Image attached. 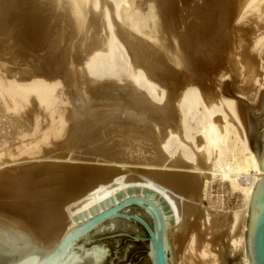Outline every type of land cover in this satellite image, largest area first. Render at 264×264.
I'll return each mask as SVG.
<instances>
[{"label": "bare ground", "instance_id": "6f19581e", "mask_svg": "<svg viewBox=\"0 0 264 264\" xmlns=\"http://www.w3.org/2000/svg\"><path fill=\"white\" fill-rule=\"evenodd\" d=\"M24 1V0H23ZM21 0H0V13H4L2 15V17L7 16L9 18H6L4 17V21H6L5 23H3L1 20H0V33H3L2 31L4 29H7L5 28L6 26H8V28L10 29V31H12V37L14 38V33H19L21 34L22 36L23 35H26V32L27 31V18L30 17V11H32L31 8L33 7H36L37 9L39 8L38 6H42V4L36 5V0H27V2H23ZM48 2H50L49 0H47ZM57 1V0H56ZM57 1V3H64V1ZM67 1V0H66ZM65 1V2H66ZM141 2V0H139ZM161 2V4H159V6H163L162 9L163 10H160L161 13H163V11L165 10L166 11V8H167V12H168V8H169V3L171 0H148L147 2L152 6L153 4L151 3H154V2ZM176 1V0H175ZM193 1V0H192ZM195 1V0H194ZM199 1V0H198ZM197 1V2H198ZM201 1V0H200ZM199 1V2H200ZM213 1V0H212ZM221 1V0H220ZM263 0H231L229 2V4L232 5V13H234V20L232 22V27L237 25V27H243V26H247L249 24H252L254 26V22L257 23L256 21L260 20L258 17L261 16L260 14H262V7L260 5V2L262 3ZM38 2V1H37ZM42 2V1H41ZM39 2V3H41ZM45 3V0L43 1ZM46 2L44 5L48 6ZM53 1H51L49 4H51ZM112 4L111 3H107L106 5H104L103 10L100 12L101 15L103 14V17L105 19L104 22H106L105 24V27H107L108 30H105L107 31V35L106 37L104 35H102V37L104 36L105 38L103 40H98L95 39L97 38L98 34H96L97 37H93V39L95 40L96 44L94 46V40H92L91 38V42L92 44H90L92 47H91V52L88 56V58L83 61L82 64H79L80 68H77V69H80L78 71V73L80 72V78L81 79H84L86 81L90 80V81H102L100 83H104L103 85H109L111 84V79L112 80H117L118 82H122V78L125 77L128 79V83H130V85L137 89L140 90V93L138 92V96L136 97L135 95H131L132 98L135 97L136 101L135 102L136 104L138 103L140 106L142 105V108L144 107L143 103L145 102H148V104L150 105V107L155 110L154 113L156 111L158 112H161V111H164L166 110V108H158L155 104L151 103L150 101H154L155 103H158V104H162V102L166 99V90L164 88L165 84L163 83V80L164 82H166L167 80H165L166 78H163L162 81H160L159 77L155 78L154 75H157L159 72V68H162L163 65L162 63L160 62L161 59H164V58H161V59H158V63L161 64L160 67L159 65H157L156 68L157 71H156V74H152L150 71L153 70V67L152 69H148V62L150 60H147L148 62L146 63V61H142L143 58H145V56L147 57V55H144V57L141 59V58H138V49H137V45L135 48L134 47H131V42H133V39L132 41L129 43L127 42V37H128V34L130 33H127L125 36H124V41L127 43L129 49H130V52L131 54L134 55V57L138 60V64L137 65H132L131 63V60H130V56H129V53L126 51V48H124L123 44H121L122 42L119 41V37L116 36V33H115V30H114V26L112 24V21L111 19L113 17H111L112 15L110 13V11H114V14L115 16L119 19H122L121 16L124 15L126 18H127V21L129 26H133V27H137L136 24V21L138 16L139 15H134V6L135 4H141L142 2H144L145 4V1H142L141 3H136L135 0H111ZM146 2V5H148ZM172 2H174V0H172ZM185 2V0H184ZM195 1V3H197ZM198 2V3H199ZM206 2V1H205ZM224 2V1H223ZM222 2V3H223ZM227 2V1H226ZM225 2V3H226ZM56 3V2H55ZM55 3H53L55 5ZM56 3V4H57ZM175 3V2H174ZM180 3V2H179ZM190 3V2H189ZM192 3V2H191ZM198 3L195 5V7L197 8ZM203 6L201 8H205V9H221V4L219 2V0H215L213 2H209V4H205L204 3V0L202 2ZM53 4H51L50 6L51 7H46L48 8V11L52 12L51 10H55L53 9ZM143 4V3H142ZM141 4V5H142ZM188 4V3H187ZM63 5V4H61ZM65 5V3H64ZM64 5L62 6L64 8ZM66 12L63 13V10L65 11V9L62 8V14L63 15H59L58 17H62L60 18L61 20L64 18V26H62V28L64 27L65 28V23L67 25V28L69 30V35L67 34L68 31H66L67 33V36H73L75 35V31H76V22L75 20L77 19V17H81L83 16V13H87L89 12V9L91 10V8L95 11V9L97 10L98 8L100 9V5L98 6V1L97 0H69V2L66 4ZM155 5V4H154ZM158 5V4H157ZM178 5V4H177ZM264 5V4H263ZM57 6H60L57 4ZM176 6V5H175ZM185 6V5H184ZM191 6V5H190ZM223 6V5H222ZM137 6H135L136 8ZM145 7V6H144ZM148 6H146L147 8ZM153 7V6H152ZM156 7V5H155ZM155 7H153V10L155 11ZM194 7V6H192ZM189 8L191 9V11L194 10V8ZM225 7H226V4H225ZM43 8V7H42ZM50 8V9H49ZM55 8V6H54ZM58 8H61L60 7H57ZM140 9V7H138ZM142 9H144L142 6H141ZM172 8V7H171ZM176 8V7H175ZM186 8V7H185ZM200 9V6L198 7ZM197 8V9H198ZM224 8V7H222ZM45 9V7H44ZM88 10L87 12L83 10ZM137 9V8H136ZM149 9V8H148ZM147 9V10H148ZM160 9V8H159ZM174 9V8H172ZM172 9H169L173 12ZM193 9V10H192ZM196 9V11H197ZM198 9V10H199ZM205 9H200V10H204ZM36 10V9H35ZM34 10V11H35ZM39 10V9H38ZM92 10V11H93ZM141 10V9H140ZM150 10V9H149ZM158 10V9H157ZM182 10L183 12V8L180 9ZM199 10V11H200ZM224 10V9H222ZM221 10V11H222ZM227 10V9H226ZM28 11H29V14H28ZM44 11V10H43ZM46 14H48L47 10H45ZM58 11L59 13V9L56 10V12ZM186 11V10H184ZM198 11V12H199ZM218 11V10H217ZM229 11V10H228ZM38 12V11H37ZM42 12V11H40ZM49 12V14H50ZM55 12V11H54ZM53 12V13H54ZM99 12V11H98ZM151 12V10L149 11ZM153 12V11H152ZM159 12V11H158ZM170 12V11H169ZM175 12V11H174ZM173 12V13H174ZM195 13V10L193 11ZM192 12V13H193ZM201 12V11H200ZM33 14H35L34 12H32ZM44 13V14H45ZM84 13V14H85ZM96 15L99 14L97 12H95ZM157 13V12H156ZM160 13V12H159ZM166 13V12H165ZM181 13V11H180ZM189 13V11L187 12ZM203 13V12H202ZM220 13V11H219ZM222 13V12H221ZM219 14L220 15V19H221V15L222 14ZM227 13L226 11L224 12V14ZM28 14V15H27ZM32 14V15H33ZM38 14V13H37ZM57 14V13H55ZM55 14L54 15V18H58L57 16L55 17ZM89 14V13H87ZM113 14V13H112ZM152 14V13H151ZM186 14V13H185ZM263 14H264V9H263ZM40 15V13H39ZM51 15H45V17H49L51 18ZM111 15V16H110ZM146 15V14H145ZM161 15V14H160ZM159 15V17H160ZM163 15V14H162ZM166 15V14H164ZM163 15V16H164ZM169 16L171 15L170 13L168 14ZM168 15H166V18L168 17ZM173 15V14H172ZM197 15V13H196ZM201 15V14H200ZM210 15V14H209ZM214 15V14H213ZM226 15V14H225ZM26 16H29L26 18ZM43 16V13L42 15ZM89 15H87L88 17ZM91 16V15H90ZM98 16V15H97ZM151 16H155V15H151ZM150 16V17H151ZM183 16V15H182ZM188 16V14H187ZM190 16V15H189ZM195 16V15H194ZM206 14L203 13L201 16V23L199 22L200 20H198V22L201 24H199L200 26V31H202L201 29H204L205 28V20H206V24H207V21L209 20L208 16V20L207 18L205 17ZM33 17V16H32ZM36 17V15H35ZM85 17V15H84ZM86 17V18H87ZM92 17V16H91ZM94 17V16H93ZM96 17V16H95ZM111 17V18H110ZM116 17H115V20H116ZM181 17V15H180ZM184 17V16H183ZM224 17V19L226 18L224 15L222 16V18ZM263 17V15L261 16V18ZM1 18V17H0ZM39 18V17H38ZM43 18V17H42ZM49 18V20L51 21V19ZM102 18V16H101ZM141 18V17H140ZM148 18V17H147ZM164 18V17H163ZM165 18V20H166ZM171 18V17H170ZM176 18V16H175ZM186 18V17H185ZM190 18V17H189ZM198 18V17H197ZM206 18V19H205ZM258 18V20L256 19ZM31 19V17H30ZM34 19V18H33ZM58 18V20H60ZM169 19V18H168ZM221 21L220 23V26L217 24V26H219V31L220 32L219 34H222V30H224V25H225V21ZM43 20H46L47 19H43ZM55 20V19H54ZM91 20V21H90ZM94 20V19H93ZM92 18L89 19L90 22L93 21ZM100 20V19H98ZM114 20V21H115ZM126 20V19H125ZM124 20V21H125ZM140 20V19H139ZM157 20V19H156ZM160 20V19H159ZM157 20V21H159ZM164 20V19H163ZM164 20V21H165ZM170 20V19H169ZM183 20V19H181ZM211 20V18H210ZM226 20V19H225ZM263 20H264V17H263ZM35 21V20H34ZM49 21V22H50ZM53 21V20H52ZM57 20H55L56 22ZM79 21V20H78ZM84 21H86L84 19ZM87 20L86 23L89 22ZM97 21V19H96ZM101 21V20H100ZM117 21V20H116ZM161 21V20H160ZM168 22V20H166ZM163 22V23H166ZM187 21V19H186ZM196 21V20H195ZM262 21V20H261ZM32 22V21H30ZM48 22V21H47ZM59 24H61V22L57 21ZM56 22V24H57ZM63 22V21H62ZM82 22V20L80 21ZM98 22V21H97ZM118 22V21H117ZM123 22V21H122ZM142 21H140L138 27L140 28L141 30V27L142 26H145L146 23L143 22L141 24ZM153 22V21H152ZM170 22V21H169ZM176 22V21H175ZM4 24V25H1ZM51 23V22H50ZM53 23V22H52ZM85 23V24H86ZM119 23V22H118ZM125 23V22H124ZM149 23V22H148ZM151 23V21H150ZM154 23V22H153ZM156 23V22H155ZM210 24V21L208 22ZM233 23H235V25H233ZM30 24V23H29ZM38 24V28H39V24L40 23H37ZM43 24V23H42ZM40 24V25H42ZM47 24V23H46ZM58 24V26H59ZM84 24V25H85ZM94 24V23H93ZM122 24V23H121ZM121 24H119V27H121ZM169 24V23H168ZM167 24V26H168ZM180 24V23H179ZM191 24V23H190ZM194 24L196 23H193L191 26H194ZM260 26L262 25V29L263 28V24H264V21H262L261 23L259 22ZM259 24L257 23V29L259 27ZM34 25V24H33ZM48 25V24H47ZM53 24L51 25H48V26H52ZM55 25V24H54ZM53 25V26H54ZM63 25V23H62ZM88 25L89 27V23L86 24ZM98 25V24H97ZM118 25V24H117ZM136 25V26H135ZM141 25V27H140ZM153 25V24H152ZM156 25V24H155ZM159 25V24H158ZM161 25V24H160ZM170 25V24H169ZM181 25V24H180ZM183 25V24H182ZM230 25V24H229ZM4 26V29H2ZM29 26V25H28ZM37 26V25H36ZM47 26V28H48ZM58 26H55V29L54 28H51L49 27L50 29H53V30H57V33L58 31L60 32V29ZM94 26V25H92ZM91 26V27H92ZM101 26V25H100ZM125 26V24H124ZM148 26H150V24H148ZM196 26V25H195ZM198 26V27H199ZM216 26V28H217ZM226 26V25H225ZM231 26V25H230ZM251 27V25H249ZM252 26V28H253ZM31 27H33L31 25ZM56 27L59 29H56ZM90 27V29H91ZM104 27V26H102ZM118 27V29H119ZM127 27V26H126ZM129 27V28H131ZM150 27H154V26H150ZM166 26H164L165 28ZM178 27V26H177ZM185 27V25H184ZM188 27V26H187ZM197 27V26H196ZM209 28V26H207ZM212 27V26H211ZM248 27V26H247ZM37 28V30H38ZM46 28V29H47ZM63 28V29H64ZM65 28V29H67ZM78 28V26H77ZM87 28V27H86ZM95 28V27H94ZM145 28H149V27H145ZM144 28V29H145ZM168 28V27H167ZM166 28V29H167ZM183 28V27H182ZM189 28V27H188ZM188 28H185L183 29L184 31L187 30ZM215 28V27H213ZM229 28V27H228ZM235 28V27H234ZM251 28V29H252ZM31 29V28H29ZM35 29V28H34ZM41 29V32H42V36H43V30L42 28L40 27ZM39 29V30H40ZM44 29V28H43ZM157 29V28H156ZM161 29V27L159 28ZM163 29V28H162ZM175 29V28H174ZM193 29V28H192ZM190 29V30H192ZM196 29V28H195ZM198 29V28H197ZM210 29V28H209ZM238 29V28H236ZM234 29V30H236ZM244 29V28H243ZM242 29V30H243ZM250 29V28H249ZM255 29V28H254ZM261 29V30H262ZM33 30V29H32ZM30 31V32H33V31ZM52 30V31H53ZM84 30H85V27H84ZM125 30V29H123ZM122 30V31H123ZM138 30V29H137ZM143 30V28H142ZM147 30V29H146ZM168 30V29H167ZM179 30V29H178ZM189 30V31H190ZM194 30V29H193ZM233 30V31H234ZM248 30V29H247ZM260 30V31H261ZM52 31H48L51 32V34L53 35ZM62 32H64V30H61ZM88 31V29H87ZM90 31V30H89ZM98 31V30H97ZM126 31V30H125ZM197 31V30H195ZM204 31L206 30H203L202 31V34L204 33ZM215 31V29H214ZM256 31H259V30H256ZM255 31V32H256ZM36 32V31H35ZM34 32V33H35ZM44 32H45V29H44ZM56 32V31H55ZM84 32V31H83ZM100 32V31H99ZM127 32V31H126ZM140 32V31H139ZM138 32V33H139ZM153 32V31H152ZM161 32V30H160ZM180 32V31H179ZM192 32V31H191ZM217 32V31H216ZM222 32V33H221ZM236 32V31H235ZM245 32V31H244ZM251 32V31H250ZM262 32V33H261ZM259 32L260 34H256V36L254 35L252 37V44H250L252 46V52L254 55L256 54L259 58L258 60V65L260 66L259 67V76H255L256 72H255V69H254V84L253 86H256L257 88H261L263 86V74H262V71H263V57H264V32L263 30ZM9 33V32H8ZM65 33V32H64ZM89 33V32H88ZM137 33V32H136ZM155 33V32H154ZM175 33V32H174ZM194 33V31L192 32ZM197 33V32H196ZM215 33V32H214ZM237 33V32H236ZM4 34H1L3 35L2 38L4 37ZM10 34V33H9ZM50 34V35H51ZM118 34V33H117ZM134 34V33H133ZM132 34V35H133ZM142 34V33H141ZM177 34V33H176ZM184 34V32L182 33ZM189 34V33H188ZM218 34V35H219ZM227 35V32L225 33ZM0 35V37H1ZM41 35V34H40ZM47 30H46V37H45V34L43 37L47 38ZM50 35L48 37V39H50ZM57 36H59L60 34H56ZM54 34V36H56ZM63 36V34H61ZM122 35V34H121ZM131 33L129 34L130 38H131ZM154 35V34H152ZM187 34H184V36L186 37ZM194 35H196L194 33ZM200 35V34H199ZM231 35V34H230ZM33 36V35H32ZM54 36H51L52 38ZM56 36V37H57ZM80 36V35H79ZM90 37L92 35H89ZM119 36V34H118ZM136 36V35H135ZM151 36V35H150ZM175 36V35H174ZM183 35L181 36L182 38L184 37ZM222 37V35H220ZM236 36V35H235ZM9 37L6 36V38ZM12 37H10V39H13ZM19 39V35L17 36ZM25 38V36H23ZM36 37V36H35ZM42 37V38H43ZM55 39H57V43H59L58 41V38L57 37ZM61 37V36H60ZM65 37V36H64ZM71 37H69L68 41H65V42H68V44L71 43L70 40H73V39H70ZM76 37V36H75ZM87 37V36H86ZM123 37V36H122ZM133 37V36H132ZM138 37V34L136 36V38ZM145 37L146 36V33H145ZM161 37V35H160ZM165 37V35H164ZM214 37V36H213ZM217 37V36H216ZM2 38H0V43L2 42ZM5 38V37H4ZM22 38V37H21ZM41 38V39H42ZM135 38V37H134ZM141 38V39H140ZM138 39L140 40H143L142 41V44L139 45V47H141V45H143L145 39H143L142 37H140ZM171 38V37H170ZM173 38V37H172ZM196 38V37H195ZM220 38V37H219ZM224 38V37H223ZM232 38V37H231ZM235 38H238L235 37ZM2 39V40H1ZM36 39V38H35ZM41 39L39 41H41ZM44 39V38H43ZM47 39V40H48ZM54 39V40H55ZM85 39V38H84ZM122 39V40H123ZM162 39V38H160ZM174 39V38H173ZM185 39V38H184ZM187 39H188V36H187ZM198 39V38H197ZM206 39V38H205ZM218 39V38H217ZM228 39V37L226 38ZM247 39V38H246ZM9 40V38H8ZM24 41H28V40H25L23 39ZM22 40V41H23ZM66 40V39H65ZM88 40V39H87ZM135 40V39H134ZM137 40V39H136ZM172 40V39H171ZM186 40V39H185ZM248 40V39H247ZM11 41V40H10ZM9 41V43H10ZM13 41H17L16 40V37H15V40L13 39L11 42L13 43ZM21 41V40H20ZM23 41V42H24ZM47 43L48 45L51 44V43H48V41L52 42V44L55 41H52L51 40H48L47 42H45V40H42L41 43ZM85 41V40H84ZM129 41V40H128ZM138 41V40H137ZM136 41V43H137ZM162 41V40H161ZM198 41V40H196ZM208 41V40H207ZM210 41V39H209ZM223 41V40H222ZM225 41V39H224ZM231 41V40H230ZM64 42V43H65ZM70 42V43H69ZM90 42V43H91ZM124 42V43H125ZM135 42V41H134ZM133 42V43H134ZM172 42V41H171ZM194 42V41H193ZM192 42V43H193ZM200 42V41H199ZM215 42V41H214ZM245 42V41H243ZM247 42V41H246ZM245 42V43H246ZM250 42V41H249ZM7 43V41H6ZM20 43V42H19ZM26 43V42H25ZM43 43V44H44ZM86 43V42H85ZM98 43V44H97ZM101 45H100V44ZM141 43V42H140ZM149 43V42H147ZM147 43L144 47V45L142 46V48L144 47V50L147 48H149L147 46ZM166 43V42H165ZM178 43V42H177ZM216 44L218 43V40L217 42H215ZM219 43H221V41H219ZM218 43V44H219ZM224 43V42H223ZM222 43V44H223ZM226 43V41H225ZM248 43V42H247ZM3 44V43H2ZM11 44V43H10ZM29 44V43H28ZM41 44V46L43 45ZM46 44V45H47ZM51 44V45H52ZM60 44V43H59ZM67 46L68 44L65 43ZM88 44V43H87ZM145 44V43H144ZM183 44V42H182ZM190 44V43H188ZM194 44V43H193ZM214 44V43H212ZM215 44V45H216ZM240 44V42H239ZM244 44V43H243ZM4 45V44H3ZM8 44H6L7 46ZM15 45L16 42H15ZM19 45V44H18ZM27 45V44H26ZM32 45V44H31ZM31 45H28V46H31ZM40 45V44H39ZM44 45V46H46ZM47 45V46H48ZM55 45V44H54ZM89 45V44H88ZM96 45H100V46H97L98 48H96ZM135 45V44H134ZM177 45V44H176ZM196 45V44H195ZM201 45V44H200ZM211 45V44H210ZM230 45H232L230 43ZM5 46V45H4ZM24 46V45H23ZM43 46V47H44ZM57 46H59L57 44ZM86 46V45H85ZM133 46V45H132ZM169 46V45H168ZM180 46V45H179ZM190 46V45H189ZM225 46V45H223ZM236 46V44H235ZM234 46V47H235ZM241 46V45H240ZM250 46V47H251ZM15 47V46H14ZM21 47H22V44H21ZM37 47V46H36ZM102 47V48H101ZM138 47V48H139ZM164 47V46H163ZM207 47V46H206ZM211 47H214V50L218 47V49H220L219 46H211ZM216 47V48H215ZM237 47V46H236ZM235 47V48H236ZM2 48V47H1ZM9 48V46H8ZM12 47H10L11 49ZM25 48V50H24ZM32 48V47H30ZM34 48V47H33ZM32 48V49H33ZM40 48V47H38ZM45 48V47H44ZM46 48H49V47H46ZM45 48V49H46ZM55 48V47H54ZM58 47H56L55 49H57ZM60 48H65V50L67 49L64 45L60 46ZM59 48V50H61ZM90 48V47H89ZM135 51H134V49ZM168 48V47H167ZM170 48V47H169ZM182 48V47H181ZM198 48V47H197ZM197 48H194L193 51L196 49L198 50ZM222 48V47H221ZM243 48V47H241ZM5 49L7 50V48L5 47ZM20 46H19V49H17V47H15V50H18V53L17 52H14L15 54L17 53L18 56H21L19 55V50H20ZM26 49H28L27 47H22L21 51L22 54L26 53ZM36 49V48H35ZM201 49V48H200ZM204 49V48H203ZM206 49V48H205ZM211 49V48H210ZM213 49V48H212ZM211 49V50H212ZM239 49V48H238ZM251 49V48H250ZM4 50V51H6ZM25 51L23 53V51ZM65 50H62L60 52H58L57 54H59L60 56H63V53L61 52H64L65 54ZM140 50V48H139ZM143 50V51H144ZM151 50V49H150ZM167 50V49H166ZM170 50V49H169ZM168 50V51H169ZM181 51V49H179ZM183 50V49H182ZM221 50V49H220ZM223 50V48H222ZM227 50V49H225ZM244 50V49H243ZM29 51V49H28ZM32 52V50H30ZM34 51V50H33ZM44 51V49H43ZM142 51V49L140 50ZM139 51V52H140ZM203 51V50H202ZM218 52V50H216ZM228 51V50H227ZM237 52V50H235ZM240 51V50H239ZM10 52V50H9ZM30 54H33L31 53ZM51 52V51H50ZM56 52V51H55ZM146 52V50H145ZM149 52V50H148ZM148 52L146 54H148ZM216 52V53H217ZM221 52V51H220ZM3 53V52H2ZM11 53V52H10ZM45 55H47V51L45 50ZM47 53V54H46ZM67 53V52H66ZM142 54V52H140ZM154 53H155V50H154ZM154 53L151 54V56L153 55L154 56ZM172 53L169 51V54ZM182 53V52H181ZM180 53V54H181ZM195 53V52H194ZM215 52H213V55H214ZM225 53V52H224ZM29 54V55H30ZM36 54V53H34ZM38 54V53H37ZM56 54V53H54ZM62 54V55H61ZM140 54V55H141ZM156 54V53H155ZM166 54V53H165ZM175 54V53H174ZM182 54H189L188 53V50H185L184 48V53ZM182 54L180 56H182ZM191 54V52H190ZM190 54H189V57H190ZM203 54V53H202ZM207 54V53H205ZM211 54V53H210ZM218 54V53H217ZM222 54V53H221ZM235 54V57L236 59L234 60L236 62V65L241 67L243 66V54L240 52L239 53H233V56ZM1 55V53H0ZM7 56V53L5 54ZM3 55V56H5ZM9 55H12V54H8ZM14 55V54H13ZM13 55L12 56H9L8 58L12 57L13 59ZM43 55V54H42ZM42 56L43 58L45 57ZM67 55V54H66ZM65 55V56H66ZM143 55V54H142ZM141 55V56H142ZM178 55V54H177ZM220 55V54H219ZM2 56V55H1ZM0 56V58H1ZM15 56V55H14ZM23 56V55H22ZM25 56V55H24ZM31 56V55H30ZM30 56L28 58H30ZM33 56V55H32ZM31 56V58H32ZM41 56V54H40ZM51 56V55H50ZM56 56V55H55ZM55 56H51L50 59L52 58H55ZM58 56V57H60ZM64 56V60L66 59ZM152 56V57H153ZM159 56V55H158ZM171 56H173V54H171ZM176 56V55H175ZM174 56V57H175ZM188 56V55H187ZM263 56V57H262ZM33 57L36 58V56L34 55ZM67 57V56H66ZM149 57V56H148ZM155 57V56H154ZM163 57V55H162ZM186 57V56H185ZM188 57V58H189ZM206 57V56H205ZM209 57V56H208ZM246 57V56H245ZM21 57L20 60H24L25 58ZM27 56H26V59H28ZM33 58L34 60L32 61H35L36 59ZM39 58V57H38ZM37 58V59H38ZM63 60V57H60L59 59ZM68 58V57H67ZM167 58H168V55H167ZM187 58V60H189ZM257 57H250V59L252 60H256ZM7 59L6 58H3V60L5 61ZM11 59V60H12ZM25 59V60H26ZM47 59V58H46ZM58 59V60H59ZM69 59V58H68ZM146 59V58H145ZM148 59V58H147ZM151 59V58H149ZM166 59V58H165ZM185 59V58H184ZM229 59V58H228ZM231 59V58H230ZM245 59V58H244ZM247 59V58H246ZM1 60V59H0ZM11 60H7V61H10L9 64H11ZM14 60H17L16 57ZM31 60L29 59L30 61V66L32 65V67L28 66L26 67V65L28 64V61H27V64L24 65V63H22L25 68H32L31 70L28 71L25 70L24 66H23V69L24 71H26L25 73H23V69H19L17 68V66L15 67V70H20V72L22 71V73L19 75L18 74H15L13 73L15 70L11 69V70H8L6 71L5 68H7L5 66V70L1 69V64H0V170L1 169H4V168H7V167H11V166H15V165H19V164H26V163H32V162H47V163H61V164H80V165H95V166H106V167H115V168H120L124 173L121 174V175H116L113 177L112 181L107 183V184H98L96 185L91 191H89L88 193L80 196L79 198L69 202V204H66L64 206H69L68 208H62L66 218H67V224L65 225V228H64V231L59 235V237L57 238L56 240V244L61 240V238L66 235V233L78 226L80 223H82L83 221H86V218H82V220H77L75 221L74 218L75 217H78V215H82L83 213H86L87 214V218H89V215H88V212L92 218V212L90 213V211H93L94 208L96 207L98 212H102V207H101V204L104 203L106 200H108L110 197H113L115 199V194L119 193L120 191H123L125 196L128 197V193H127V188H133V187H139V192H138V196L139 197H142L143 196V193H142V190L144 188H148V189H151L152 191H155L156 193H158V196L157 198H155L153 201L151 199V197L149 198L150 201H152L155 205H157L159 207V209L161 210V213H162V218H163V221H164V232H165V235H166V239H167V243H168V247H169V251H170V258H171V264H218L217 262H219V260L217 261V258L218 256H216L217 258H212V256L208 255V252L202 248L199 247V244H198V241H197V238H196V234L193 233V230H192V225H190L187 221L189 218L193 217L194 218L198 215L197 212L199 214H202V218L204 220V223L198 221V223H202L204 224V227H205V231L207 232L208 230L213 232V235L216 237L219 236L218 234H222L224 236V238H227V240L229 242L227 243H231V248L234 250L235 252V249H237V246H239V244H243L244 243V229H245V220H246V217H247V213H248V207H249V202H250V197H251V193H252V190L254 188V185L256 183V180L257 178H262L264 179V174H258V158L255 157V155L252 153V151L250 150L249 146H248V142H247V138H246V135L244 133V128H243V125L241 123V120L239 118V115H238V111H237V105H236V102L235 100L231 99V98H226L224 96H222L221 94H217V97L215 98L216 96V93H215V96L213 98L215 99H209L206 97V93L209 91L210 88L208 87H205V85H198L197 82L194 80H190L188 79V83L182 88L180 94L177 96V98L175 99V108L178 112V115H179V126H180V130H182V133L179 132L182 134H180V137L183 136L185 141H188L190 142L192 145L196 146L197 145V148L199 147L198 143L196 144V141L193 139L192 137V131H196V132H199L201 133V138L200 139V143H202L203 145V150H204V153H198L203 154V156L201 157L202 158V162H204V158L205 159H210L212 158L211 160H213V167L214 169L212 168V170H209V167L208 169H206L205 167V163H202L198 158L197 159L200 161V166H198L199 168L197 167H194V163L193 166L191 164H189L190 162H194L195 161V155L193 154L194 151L192 152L191 151V148L193 149V147L190 148V145H187V144H184L186 142H182L183 139L179 140L178 136H176L173 131L172 133L168 134L164 140H161L163 142H161V147H159L157 144H155L156 146V151H155V156L156 157V160L154 161H151V162H148L147 161V158L145 157V162L147 161V163H143V161H139V162H135L133 160V156L134 154L138 153L140 154L142 152L141 149H144V152L146 153L148 149V143H146L145 141H142L145 140V138H143V133L144 131H146V129H148L147 127V124L145 128L144 126V130L142 129L143 133H141L142 131L136 133V136L138 139H140L142 142H145V143H142V144H145L144 146H142V144L139 143V140L137 139L136 140V137L134 136H131L133 138H135L136 141H138L139 145H141L142 147H139L141 149L138 148V143L136 144V148H138L141 152H132V151H136V149H134L133 147V143L132 141L130 143H126L125 144V140L122 138H120V136H118V133L115 134L117 135V137L120 138V140H123L124 144L126 145L125 149L130 148V147H133V148H130L131 149V152L134 153V154H130V151H126L124 148L121 149L122 152H119L120 154H125L127 156L129 155H133L132 157L129 156V159L127 160V156L124 157L123 154H122V158H125L124 160L123 159H118L117 157H121L120 154L119 156L116 155L117 152L115 151L114 148H120L122 147L123 145L121 143L123 142H119L118 145H121V146H116V147H113V151H115L113 153V151L111 152L110 150H107L108 148H105V146H103V143H102V140L103 139H106L105 137L108 136L106 140L104 141H107L108 142L111 140V139H115L114 135H113V138H111L112 136H110L107 131V135L104 136L101 132H100V129L102 130V128H100V126L98 127L95 123L97 121H95L94 125H96L97 129L99 130L100 134L104 136V138H99L100 134L98 135L95 131V126H90L88 128V121L90 120L89 118H80V116L82 115V113H84L86 111V109L88 108L89 104L87 105V108L86 105L85 106H82L84 108H82V110L84 109V112L81 113V115L79 116V118L82 120V119H85L83 120V122H80V120L74 125V121L73 123L71 122L73 118V116L69 117V112H71V110L74 111V107L78 105H82V99L80 97H78L79 95H75L72 94L74 91L71 90L73 88H70L71 87V84H70V79H71V74L68 67L67 66V69L66 70V65L64 66V62L60 63V65H58V61H55L57 59H53L55 61V63L53 62V66H50V65H40V64H37L36 61L35 63H32ZM42 60V58L40 59ZM37 61L38 63L40 62ZM48 60V59H47ZM46 60V64H50L49 61ZM133 60V59H132ZM151 60H154L153 58ZM249 60V59H248ZM247 60V61H248ZM3 61V62H4ZM13 61V60H12ZM45 61V59H44ZM60 61V60H59ZM67 61V59H66ZM65 61V62H66ZM157 61V60H156ZM165 61V60H164ZM162 60V62H164ZM179 61V60H178ZM203 61V60H202ZM2 62V61H1ZM0 62V63H1ZM6 62V61H5ZM15 62V61H14ZM20 62V61H19ZM24 62V61H23ZM43 62V60L41 61ZM57 62V64H56ZM74 62V61H73ZM155 62V60H154ZM153 62V63H154ZM175 62V61H174ZM223 62V61H222ZM230 62V61H229ZM246 62V60L244 61ZM254 62V61H253ZM8 63V62H7ZM17 63V62H16ZM45 63V62H44ZM135 63V61H134ZM133 63V64H134ZM167 63V62H166ZM176 63H177V60H176ZM224 63V62H223ZM231 63V62H230ZM19 63V65H22ZM56 64V65H55ZM67 64V62H66ZM156 64V63H155ZM168 64V63H167ZM179 64H182V63H179ZM178 64V65H179ZM190 64V63H189ZM16 65V64H15ZM18 65V63H17ZM29 65V64H28ZM69 65V64H67ZM149 65V64H148ZM229 65V64H228ZM232 65V63H231ZM248 65V64H247ZM250 65H253L251 60H250ZM12 66V65H11ZM13 66H14V63H13ZM12 66V68H13ZM55 66V68H53ZM165 66H168L166 64H164V69H165ZM191 66V65H189ZM222 66V65H221ZM254 66V65H253ZM9 67V66H8ZM150 67H151V64H150ZM149 67V68H150ZM178 67H181V66H178ZM223 67V66H222ZM225 67H227L225 65ZM235 67V66H234ZM244 67V66H243ZM243 67L241 68V70H243ZM256 67V66H255ZM258 67V66H257ZM20 68H22V66H20ZM188 68V66H187ZM224 68V67H223ZM228 68V67H227ZM252 68V67H251ZM10 69V68H9ZM171 69V68H170ZM173 69V68H172ZM186 69V68H185ZM234 69V68H233ZM237 69V68H236ZM163 70V68H162ZM166 70V69H165ZM169 70V69H167ZM166 70V72H167ZM174 70V69H173ZM172 70V72H173ZM187 70V69H186ZM221 69H219V72H220ZM227 70V69H226ZM225 70V71H226ZM229 70V69H228ZM240 70V69H239ZM247 70V69H246ZM8 71H13V72H8ZM154 71V70H153ZM182 71V70H181ZM193 71V70H192ZM201 71V70H200ZM223 71L222 69V73L225 72ZM251 71V69H250ZM16 72V71H15ZM19 72V71H18ZM155 72V71H154ZM158 72V73H157ZM163 72V71H162ZM160 71V73H162ZM179 72V71H178ZM189 72V71H188ZM187 72V73H188ZM227 72V71H226ZM241 72V71H240ZM243 72V71H242ZM249 72V71H248ZM253 72V71H251ZM222 73H219L220 75L219 78H222L225 74H222ZM229 73V72H228ZM167 74V73H166ZM165 73L163 75H166ZM174 74V72H173ZM172 74V75H173ZM182 74V72H181ZM218 74V73H217ZM241 74V73H240ZM239 74V75H240ZM247 74V73H246ZM160 76L162 74H159ZM176 75V74H175ZM191 75V74H190ZM230 75V74H228ZM257 75V74H256ZM78 76V75H77ZM167 76V75H166ZM184 77V75H182ZM206 77V75H204ZM217 76V77H218ZM212 77V76H211ZM214 77V76H213ZM216 77V78H217ZM226 77V75H225ZM74 78V76H73ZM79 78V77H78ZM161 78V77H160ZM171 77H169L170 79ZM196 78V76H195ZM76 78H74L75 80ZM126 79V80H127ZM173 79V78H172ZM181 79V78H180ZM187 79V78H186ZM199 79V78H198ZM203 79V78H202ZM200 79V80H202ZM213 79V78H211ZM215 79V78H214ZM213 79V80H214ZM224 79V78H223ZM79 79H77L78 81ZM176 80V79H175ZM183 80V79H182ZM218 80V78H217ZM220 80V79H219ZM218 80V81H219ZM65 82V86H66V89L63 85V83ZM80 81V80H79ZM107 81V83H105ZM115 81V82H117ZM184 81V80H183ZM187 81V80H186ZM198 81V80H197ZM216 81V80H214ZM247 81V80H246ZM75 82V81H74ZM240 82V81H239ZM245 82V81H244ZM249 82V81H248ZM72 83V82H71ZM89 83V82H88ZM87 83V84H88ZM91 83V82H90ZM94 83V82H93ZM113 83V82H112ZM123 83V82H122ZM217 83V81H216ZM243 83V82H242ZM76 84V83H75ZM75 84L73 85L74 87ZM85 84V83H84ZM83 84V85H84ZM99 84V83H98ZM215 84V83H214ZM221 84V82L219 83ZM86 85V84H85ZM91 85V84H90ZM97 84H95L96 86ZM114 83L111 84V86L114 87ZM118 85V84H117ZM116 85V86H117ZM121 85V84H120ZM68 86V87H67ZM95 86H92L91 85V89L94 88ZM115 86V87H116ZM127 86V85H126ZM122 87V86H121ZM132 87V88H133ZM166 87V86H165ZM77 88V87H76ZM79 88V87H78ZM97 88V87H96ZM104 88H107V90H110L109 88H112V87H104ZM120 88V87H119ZM119 88L115 89V88H112L113 91L114 89L115 90H118ZM256 88V90H258ZM69 89V90H68ZM123 89V88H121ZM128 89V88H127ZM135 89V90H137ZM167 89V87H166ZM171 89V88H170ZM177 89V88H176ZM179 89V87H178ZM177 89V90H178ZM76 90V89H75ZM80 90V89H79ZM78 90V91H79ZM95 90V89H94ZM100 90H101V87H100ZM98 90V91H100ZM126 89H124V96L126 93H128L129 89L127 90L128 92L125 91ZM137 90V91H139ZM141 90L143 91L141 93ZM201 90V91H199ZM216 90V89H215ZM73 91V92H72ZM136 91V93H137ZM168 91V90H167ZM68 92V94H67ZM82 92V91H81ZM93 92V90L91 91ZM97 92V91H96ZM111 92V90H110ZM119 92V90H118ZM120 92H123L122 90H120ZM119 92V93H120ZM135 92V91H134ZM203 92V96L201 95V93ZM258 92V91H257ZM80 94V92H78ZM130 93L133 94L132 91H130ZM210 93V92H209ZM238 93V92H237ZM69 94H70V97H69ZM93 94V93H92ZM97 94V93H96ZM112 94H116L117 93L113 92ZM121 94V93H120ZM129 94V93H128ZM128 94L126 99L128 100ZM208 94V93H207ZM211 94H213L211 92ZM81 95V94H80ZM115 95V96H116ZM123 95V94H122ZM205 95V96H204ZM210 95V94H209ZM214 95V94H213ZM213 95H210L211 98ZM95 96V94H94ZM112 96V95H111ZM148 96V98H147ZM208 96V95H207ZM244 96V95H243ZM82 97V96H81ZM209 97V96H208ZM70 98L71 100L73 99L74 104L73 107H69V105H71L70 103ZM117 96L114 97V99L116 100ZM131 98V97H130ZM146 98V99H145ZM244 98V97H243ZM88 99V98H86ZM106 99V98H105ZM103 99V100H105ZM114 99H112L114 101ZM145 99V100H143ZM150 99V101H149ZM168 99V98H167ZM84 100V99H83ZM92 100V98H91ZM107 100V99H106ZM105 100V101H106ZM119 100V99H118ZM134 100V99H133ZM89 100H87L88 102ZM94 101V100H93ZM98 101H101V100H97ZM110 101V100H109ZM117 101V100H116ZM130 101V99L128 100ZM135 101V100H134ZM132 101V103L134 102ZM84 102V101H83ZM92 102V101H89V103ZM97 102H92L94 104V106L96 105ZM145 102V103H146ZM174 102V101H173ZM91 103V104H92ZM101 102H99L100 104ZM108 103V102H107ZM115 103V102H114ZM122 103V101H121ZM128 103V102H127ZM130 103V102H129ZM130 103V105L132 104ZM133 103V104H135ZM166 103V102H165ZM86 104V102H85ZM98 104V103H97ZM113 104V103H112ZM118 104V102H117ZM138 104L136 106H138ZM71 105V106H72ZM84 105V103H83ZM101 105V104H100ZM106 105V104H104ZM111 105V104H110ZM116 105V104H114ZM113 105V106H114ZM121 107H125V106H122L123 104H120ZM126 105V104H125ZM128 105V104H127ZM163 105V104H162ZM92 106V105H91ZM89 106V108L91 107ZM103 106V105H101ZM107 106V105H106ZM105 106V107H106ZM109 106V104H108ZM107 106V107H108ZM119 105H116V107H118ZM135 106V105H134ZM135 107H133L132 105V110H134ZM140 106H138L140 108ZM166 105H164L165 107ZM98 107V105L96 106ZM100 107V106H99ZM104 107V106H103ZM104 107V108H105ZM112 107V106H111ZM115 107V106H114ZM120 106L118 107V109L121 108ZM129 108L131 106H126L125 108ZM149 107V106H148ZM201 107V108H200ZM71 108V109H70ZM75 108V109H76ZM79 108V110L81 109ZM89 108L87 110H89ZM93 108V107H92ZM102 108V107H101ZM123 108L121 110H118V112L122 111ZM139 108H136V110L138 111ZM141 108V111H145L144 109ZM147 108V106H146ZM145 108V109H146ZM78 109V108H77ZM99 109V108H98ZM96 109V110H98ZM109 109V108H107ZM78 110V111H79ZM95 110V111H96ZM102 110V109H101ZM151 110V109H150ZM175 110V111H176ZM72 111V112H73ZM104 111V110H103ZM103 111H101L103 113ZM108 110L104 111V112H107ZM114 111L116 112V109L114 108ZM113 111V112H114ZM130 109H129V113H130ZM140 111V109H139ZM146 111H149L146 109ZM7 113L9 115H5L4 114ZM71 112V113H72ZM97 112H99L98 114H100V110H98ZM111 112V111H109ZM108 112V114H109ZM125 112V111H124ZM153 112V111H152ZM157 112V113H158ZM70 113V115H71ZM92 113V111H91ZM101 113V114H102ZM127 113H128V110H127ZM139 113V112H138ZM144 113V112H143ZM146 113H149V112H146ZM155 113V114H157ZM165 113V114H164ZM162 114V117L163 115H166V112H164ZM4 114V115H3ZM76 112H75V116H76ZM80 113H78L79 115ZM86 114H88L86 112ZM94 114V113H92ZM97 114V115H98ZM107 113H105L106 115ZM107 114V116H108ZM113 114V113H112ZM123 114V113H122ZM150 114V113H149ZM160 114V113H159ZM158 114V115H159ZM104 115V117H105ZM117 115V114H116ZM115 115V116H116ZM135 115L137 116V112H135ZM134 115V116H135ZM138 115H142L141 113H139ZM144 115H147V114H144ZM156 115V116H158ZM177 115V117H178ZM88 116V115H87ZM92 116V115H91ZM103 116V114H102ZM113 116V115H111ZM119 116H121L119 114ZM131 116V115H130ZM155 116V117H156ZM167 116V115H166ZM165 116V117H166ZM28 117V118H27ZM89 117V116H88ZM104 117H101L100 116V119L101 118H104ZM109 117V116H108ZM108 117H107V121L106 122H109L108 121ZM123 117V116H122ZM145 119L147 117L143 116ZM150 118V116H148ZM153 118V114L151 116ZM27 118L28 120L31 119V118H34L33 119V122H28V124L24 123V119ZM71 121H70V119ZM76 118V117H74ZM73 120H77V119H74ZM94 119H96L95 117H92ZM112 118V117H111ZM115 118V117H113ZM137 118V117H136ZM135 118V119H136ZM141 118V117H140ZM159 118V116H158ZM161 118V117H160ZM159 118V119H160ZM164 118V117H163ZM99 119V117H98ZM110 119V118H109ZM116 120H118V117L115 118ZM123 119V118H122ZM126 119V118H125ZM125 119H123V121L121 120V122L119 121V124L120 123H123V125L125 124ZM220 119L224 120L223 122L225 123L224 124V127H223V130L221 131L220 128L218 127V124H217V121H219ZM93 120V119H91ZM104 120V119H103ZM102 120V121H103ZM114 120V119H113ZM119 120H120V117H119ZM130 120V118L128 119ZM142 120V119H141ZM140 122H143L141 121ZM228 120V121H227ZM230 120V121H229ZM31 121V120H30ZM135 120H131V122L133 123ZM137 121V119H136ZM147 121V120H146ZM160 121V120H159ZM70 123H72L74 125L71 124L70 126L68 125ZM101 122V120H100ZM104 122V121H103ZM101 122V127H102V123ZM130 122V123H131ZM138 122V123H140ZM149 122V121H148ZM192 122H194V126H192ZM223 122H222V125H223ZM232 122V123H230ZM24 123V124H23ZM98 123V122H97ZM110 123V127H111V124L114 125L113 123H116L113 121V123L109 122ZM135 123V122H134ZM133 123V124H134ZM137 123V122H136ZM221 123V121H220ZM90 124V123H89ZM106 124V123H104ZM118 123H116L114 126L111 127L110 130L114 129L115 126H117ZM118 126L119 127H122L121 124ZM127 124V123H126ZM154 124V123H153ZM92 125V123L90 124ZM108 125V123L106 124ZM106 125H103V127H107ZM128 125V124H127ZM130 125V124H129ZM128 125V126H129ZM135 125V124H134ZM140 125V124H139ZM138 125V126H139ZM160 125V124H159ZM178 125V124H177ZM221 125V127H222ZM72 126V129H70L71 131H68L69 130V127ZM76 126V127H75ZM109 126V125H108ZM131 126V125H130ZM105 127L103 128L105 130ZM126 127V126H124ZM124 127L123 129L119 128L120 131L123 130L124 132ZM133 127V126H132ZM141 127V126H140ZM152 127V125H151ZM100 128V129H99ZM117 128V127H116ZM136 128V127H135ZM154 128V127H153ZM156 128V127H155ZM118 129V128H117ZM116 129V131H118ZM128 129V128H127ZM125 129V131L127 130ZM179 129V128H178ZM9 130V131H8ZM102 130V131H104ZM108 130V128L106 129ZM105 130V131H106ZM138 130V129H137ZM69 135H68V133ZM104 131V133H106ZM114 131V130H112ZM98 132V133H99ZM136 132V131H135ZM165 132V131H164ZM171 132V131H170ZM113 133V132H111ZM110 133V134H111ZM128 133V131H127ZM134 133V132H132ZM132 133H128L133 135ZM141 135H140V134ZM161 133V132H159ZM67 134V135H66ZM139 134V135H138ZM158 134V133H157ZM112 135V134H111ZM125 135H126V132H125ZM127 135V136H128ZM163 135V134H162ZM64 136L67 137V143L65 147H67V151H65V147L64 149L61 148V146L63 147V145H60V149L58 151L55 150L54 152H61L58 154H55L56 156H50L48 157L49 153L47 154V156L45 155L48 151H50L52 148L51 146L54 145L55 142H58L59 140H61L62 138H64ZM110 136V138H109ZM146 136V134L144 135ZM116 137V138H117ZM122 137V136H121ZM140 137V138H139ZM164 137V136H163ZM182 137V138H183ZM200 137V136H199ZM132 138V140H133ZM130 139L129 137L127 138V140ZM198 139V138H197ZM63 140V139H62ZM61 140V141H62ZM65 140V138H64ZM63 140V141H64ZM117 140V139H116ZM62 141V142H63ZM101 141V142H100ZM114 141V140H113ZM136 141L134 143H136ZM198 141V140H197ZM65 142V141H64ZM107 142V143H108ZM148 142V141H147ZM160 142V141H159ZM158 142V143H159ZM187 142V143H188ZM102 143V144H101ZM106 143V142H104ZM110 143L114 144L112 141H110ZM132 143V144H131ZM188 143V144H190ZM112 144H109L111 146H109L108 144H105V145H108L109 147H112L114 145ZM117 144V141L115 143V145ZM131 144V145H130ZM149 143V148L153 147L152 148V151H147L149 153H146V154H150V152H153V149H154V145ZM160 144V143H159ZM57 145V144H56ZM124 145V146H125ZM191 145V146H192ZM59 146V145H58ZM91 146V148H90ZM107 146V147H108ZM123 146V147H124ZM147 149H145V148ZM51 148V149H50ZM58 148V147H57ZM150 148V149H151ZM50 149V150H49ZM54 149H55V146H54ZM70 149V150H68ZM72 149H74L75 151H73ZM134 149V150H133ZM137 149V150H138ZM179 149V150H178ZM53 150V149H52ZM51 150V151H52ZM60 150H64L65 152L63 151H60ZM112 150V149H111ZM119 150V149H118ZM126 151L127 153L129 152V154H126L124 153L123 151ZM138 150V151H139ZM146 150V151H145ZM199 150V149H198ZM202 150V152H203ZM176 151H179L181 152V155L184 159L180 158V160H185L186 163H182L184 164L185 167H179L180 163L181 162H184V161H180L178 160L177 158L176 161L179 162V165L178 167L176 166L175 167V164H178V163H172V161H170V159L173 157L172 155L176 152ZM70 152H73L70 154ZM75 152H78V153H75ZM94 152H101V155L98 158H95L92 154ZM144 153V154H145ZM196 153V152H195ZM96 154V153H95ZM113 154V155H112ZM144 154L142 155V153L137 156H139V158L141 159L142 156L144 158ZM145 154V156H146ZM179 154V153H177ZM142 155V156H141ZM151 155V154H150ZM149 155V158L152 157V155L150 156ZM166 155H168L169 158H167L166 160L169 161L174 164V166L170 165L171 163H168L166 164L167 161L164 162V158L166 157ZM176 155V154H175ZM180 155V154H179ZM96 156V155H95ZM117 156V157H116ZM172 156V157H171ZM199 156V155H196V157ZM152 157V158H154ZM177 157V156H176ZM204 157V158H203ZM131 158L133 159L132 162H129V160L131 161ZM136 158V157H135ZM138 157L136 159L140 160ZM152 158L150 160H152ZM161 158H163V161L161 160ZM200 158V159H201ZM155 159V158H154ZM173 159V158H172ZM142 160V159H141ZM144 160V159H143ZM137 161V160H136ZM159 161H162L163 163L159 162ZM174 161V159H173ZM198 161V163H199ZM188 162V163H187ZM197 162V160H196ZM198 163L196 165H198ZM208 163V162H207ZM212 163L209 162V164L211 165ZM201 164L203 165L201 166ZM208 164V165H209ZM235 164H238V165H235ZM195 165V166H196ZM207 165V164H206ZM235 165V166H234ZM202 167V168H200ZM205 168V169H204ZM211 169V168H210ZM140 173V174H144V175H148V177H140L141 179H136L135 178H132V177H128V174L129 173ZM136 174V175H137ZM132 174H130L129 176H131ZM135 175V174H134ZM216 175H219L221 178L220 179H223V181H230L232 187H234L237 191H244V194H243V207H240L243 208L241 211L239 210L238 212V208H237V211H227V212H223V213H220V211H212L208 208V205L206 203V196H207V191H208V186H209V181L211 182V177L214 178ZM218 176V177H219ZM137 178H138V175H137ZM218 179V178H217ZM219 179V181H220ZM228 179V180H227ZM213 181V180H212ZM222 181V182H223ZM215 182V181H214ZM214 182H211V183H214ZM221 182V181H220ZM106 187V188H105ZM108 189V190H106ZM102 191H104L103 193H101ZM242 196V195H241ZM160 199H164L165 202L168 204V207L170 209V212L169 213H165V211L162 209L161 205H159V200ZM241 199V198H240ZM116 201V199H115ZM241 201V200H240ZM117 203V201H116ZM241 203V202H240ZM240 206V205H239ZM238 206V207H239ZM213 209V208H212ZM236 209V208H235ZM101 210V211H100ZM233 210V209H232ZM225 211V210H224ZM222 212V211H221ZM197 219V218H195ZM194 224V223H193ZM201 224V225H202ZM200 225V224H199ZM201 228L203 226H200ZM200 229V228H199ZM203 230V231H204ZM198 231V230H197ZM200 231H202L200 229ZM210 232V233H211ZM195 234V235H194ZM203 233H200V236H202ZM209 234V233H208ZM212 234V233H211ZM199 235V234H198ZM207 235V234H206ZM221 235V236H222ZM205 236V235H204ZM221 239V237H219ZM218 238V239H219ZM223 238V237H222ZM211 239V238H210ZM207 240V239H205ZM214 240V239H213ZM212 241H208V242H213ZM223 240V239H222ZM204 241V240H203ZM220 241V240H219ZM215 242V241H214ZM204 244V243H203ZM230 245V244H229ZM240 247V246H239ZM243 247V245H242ZM243 248H239V250H241ZM231 250V249H230ZM233 250H232V253H233ZM238 250V249H237ZM210 252V251H209ZM212 253V252H211ZM215 252H213L214 254ZM231 253V251H230ZM180 255V256H178ZM211 257V258H210ZM199 260L198 262H196L195 260ZM217 261V262H215ZM220 263V262H219ZM243 264H247L245 259L243 260Z\"/></svg>", "mask_w": 264, "mask_h": 264}, {"label": "rangeland", "instance_id": "374dc122", "mask_svg": "<svg viewBox=\"0 0 264 264\" xmlns=\"http://www.w3.org/2000/svg\"><path fill=\"white\" fill-rule=\"evenodd\" d=\"M21 1H23V0H21ZM35 1V0H34ZM38 1V2H37ZM42 1V2H41ZM44 0H36L35 2H36V5H37V3H38V5H40V4H42V6H38L39 8V10L36 8V7H33V8H31L32 9V11L31 10H29L30 11V17H31V19H30V17L29 16H26V18L27 17H29V18H27V21H28V23H27V31L28 32H26V35H23V36H25V38L21 35V34H19V33H15V32H13L14 33V38L12 37V31H10V29L8 28V26H6L5 28H7V29H4V26H3V28L2 29H4L2 32L3 33H5L6 32V34H4V37L2 38V36L3 35H1V34H3V33H0V35H1V37L0 38H2L1 40H2V42L0 43V53H1V60H0V64H1V69H3V70H5L6 69V71H7V69L8 70H11V69H13V70H15V67L17 66V68H19V69H23V66L24 65H26L27 64V61H28V64L26 65V67H28V66H30V61H29V59L31 60H34L33 58H35V57H33L34 55L36 56V63L37 64H40V65H50V66H53V62L55 63V61H58L59 63H58V65H60V63H62V62H64V66L66 65V70H68L69 69V71H70V73H72L71 75V79H70V84H71V87L70 88H73V89H71V90H73L72 92V94H74V96L76 95H79L78 97H80L81 99H82V105H78L77 106V108H76V106L73 108L74 109V111L73 110H71V112H69L68 114H69V117L71 116H73V118L74 117H76V118H74V119H77V120H73V118H71L72 119V121H71V119H70V121L73 123V121H74V125L80 120V122H83V120H85V119H80V118H82V117H84V118H89L90 120L88 121V128L90 127V126H92V128H93V126H95V131H96V133L99 135L100 134V132L104 135V136H106L107 135V131L109 132L108 134L110 135V136H112L111 138H113V135H114V137L116 136L117 137V135H115V134H117L118 133V136H120V138L122 139H124L125 141V144L127 143H130L131 141H132V143L134 144L133 145V147H134V149H136V151H132V152H141L139 149H141V148H139V147H142V146H144L146 143H148L147 145V147H148V149L150 150V151H152V148L150 149L149 148V143H151V144H153L154 145V149H153V152H150V154L152 155V157H154L155 155V149H156V147H158L159 145V147H161V142H163V141H161V140H164L165 139V137L168 135V134H170V133H172V131H173V133L176 135V136H178V138H179V140H181V139H183V143L184 142H186V143H184V144H187V145H190V148L191 147H193V149L191 148V151L193 150L194 151V157H195V161L194 162H190L189 164H191L192 166H193V164L194 163H198V161L200 160L201 162L203 161L202 160V156H203V154H202V156H201V154H199V153H204V150H203V144L202 143H200V139L199 138H201V133H199V132H196V131H192V137H193V139L196 141V144L198 143V145H199V147L197 148V145L196 146H194V145H192L190 142H188V141H185V139H184V137L183 136H181L180 137V134L182 133V130H180L181 128H180V126H179V123H177V122H179V121H177V120H179V119H177V118H179V115H178V112H177V110H176V108H175V99L177 98V96L180 94V92H181V90H182V88L188 83V79H190V80H195L196 82H197V84L198 85H205V87H208V88H210L209 89V91L206 93V97L207 98H209V99H215L216 97H217V94H221L222 96H224V97H226V98H230V97H227V96H225L223 93H222V89L224 88V84L226 83V82H232L233 84H234V94H233V97H235V98H237V99H242V100H244L249 106H257V103H258V98H259V95H260V92H261V90L264 88V57H263V71H262V74H263V77H262V79H263V86L259 89V88H257L256 86H253V84H254V75L253 74H255L254 73V69H255V72H256V74H255V76H259L258 74H259V65H258V60H259V58H258V56L255 54H253V53H251L252 52V46L250 45V44H252V37L255 35L256 36V34L258 33V34H260L259 32H261L262 30H263V32H264V29H262V25L260 26V24H259V22L261 23L262 21H264L263 20V17H264V14H263V9H264V0L262 1V3L260 2V4H262V5H260L261 7H262V14H260L261 16L263 15V17L261 18V16H259L258 18L260 19V20H258V18H256L258 21H256L258 24H259V27H258V29H257V27H255V26H257V23H255L254 22V26L252 25V24H249V25H251V27L249 26V25H247V26H243V27H237V25H235V23H233V25H235V26H233L232 27V22H233V20H234V13H232V5L231 4H229V2L231 1V0H219V2L220 3H222L223 1V3L221 4V9H217V10H215V9H205V8H201L204 4L202 3L203 2V0H195L197 3H198V5L200 6V9H205V11L204 10H200L198 7L199 6H197V8L201 11H199L196 7H195V5L197 4V3H195V1L193 0H185V2H184V0H174V2H172V0L169 2V3H171V4H169V8H168V12H167V8H166V11L164 10L163 11V13H161V11L160 10H163L162 9V7L163 6H161L162 5V3L161 2H154V3H151V4H153L152 6L153 7H155V5H156V7H155V11L153 10V7L147 2L148 0H141V2L142 1H145V4H144V2H140L139 0H135L136 1V3H141V4H135V6H137L136 8H135V6H134V15H139L138 16V18H137V20L138 21H136V23H138V24H136L137 25V27H131V26H129L128 24H126V23H128V21H127V18L124 16V15H122L121 16V18L122 19H119L118 20V18L115 16V14H114V11H110V12H112V13H110L111 15V17H113L112 19H111V21H112V24H113V28H114V30H115V33H116V36L117 37H119L118 39H119V41L120 42H122L121 44H123V46H124V44H125V46H124V48H126V51L129 53V56H130V60H131V63H132V65H137L138 64V60L134 57V55L133 54H131V52H130V49H129V47H128V45H127V43L124 41V36L127 34V33H131V35L133 36H131V38H130V36H129V34H128V39H127V42H131L132 41V39H133V42H131V47H136L138 44L140 45V44H142V41L143 40H140L141 38L140 37H142L143 39H145V41H144V43H143V45H144V47H145V45H146V43L147 42H149V43H147V46L149 47V48H147L146 47V52H145V50H144V47L142 48V46L143 45H141V47H139V45L137 46V49H138V53L137 54H139L138 55V58H143L144 57V55H147V57L145 56V58H143L142 59V61L144 60V61H146V63L148 62L147 60H150L149 62H148V64H147V66H148V69H152V67H153V70L155 71H153V70H151L150 72L154 75V74H156V71H157V69L156 68H158L161 64H159L158 63V59H161V58H164V59H161L160 60V62L162 63V65H163V67L162 66H160V67H162L163 68V70H162V68H159L158 70V74L157 75H154V77L156 78L157 76L159 77V79H160V81H162V79L163 78H166L165 80H167L166 82H164V80H163V83L165 84V86L167 87V89H166V87L164 86V88H165V90H166V99L162 102V104H158V103H155L154 101H150V99H149V101L151 102V103H153V104H155L158 108H160V109H162V108H166V110H164V111H161V112H158V111H156L155 113H157V114H155L154 113V111L155 110H153L151 107H150V105L148 104V102H146V98L145 99H143V100H145V102L143 103L144 105V107L142 108V105L140 106L138 103V106H140V108L138 107V106H136L137 104L135 103V102H137L136 101V99H135V97H133L132 98V96L133 95H137L138 96V92L140 93V90L139 89H137L136 87L134 88L133 87V85L131 86L130 85V83H128V79L127 78H125V77H123L122 78V82H118L117 80H112L111 79V81H109V82H111V84H115L114 85V87L113 86H111V84H110V86L109 85H103L102 83H100V82H102V81H100V82H98V81H90V80H88V81H86V80H84V79H81L80 78V72L78 73V71L80 70V69H77V68H80L79 66V64H82L83 63V61H85L87 58H88V56L87 55H89L90 54V50H91V45L90 44H92V42H94V46H95V44H96V42H95V40L93 39V37L95 36V37H97V38H95V39H97V41L100 39V40H103L105 37H106V35H107V31L106 30H108L107 29V27H105V24H106V22H104L105 21V19H104V17H103V14L101 15V11L103 10V8L102 7H104V5H106L107 3H111L112 4V2H111V0H97L98 1V6L100 7V9L98 8L97 10L95 9V11L91 8V10L89 9V12H87L88 10H83V12L84 11H86L87 13H89V14H87V13H83V16H81V17H77V19L75 20V22H76V31H75V35H73L72 37L71 36H67V34L69 35V30H68V28H67V25H66V23H65V28H67V29H65L64 27V29L62 28V26H64V18L61 20L60 18H62V17H58L59 15H63L62 14V6L64 5V3H65V5H64V8L63 9H65L66 8V4L69 2V0H62V1H64V3L62 2V3H57V1H60V0H54V2H52L51 4H53V3H57L58 5H60L61 6V8H58L59 9V13H58V11L56 12V10H58L57 9V7H60V6H57V4L55 3V5L53 4V9H55V10H51L52 12H50V11H48V8H46V7H51L50 5L51 4H49L51 1H53V0H49L50 2H48L47 0H45V3L46 2H48L47 3V5L48 6H46V5H44L45 3L43 2ZM66 1V2H65ZM138 1V2H137ZM206 1V2H205ZM213 1H215V0H213ZM212 0H204V3L205 4H209V2L211 3V2H213ZM218 1V0H217ZM227 1V2H226ZM23 2H27V0H24ZM39 2H41V3H39ZM146 2H147V4L148 5H146ZM180 2V3H179ZM190 2V3H189ZM192 2V3H191ZM226 2V3H225ZM44 3V4H43ZM188 3V4H187ZM61 4H63V5H61ZM155 4V5H154ZM158 4V5H157ZM159 4H161L160 6H159ZM178 4V5H177ZM193 4H195V5H193ZM203 4V5H202ZM225 4H226V7H225ZM103 5V6H102ZM176 5V6H175ZM185 5V6H184ZM191 5V6H190ZM223 5V6H222ZM54 6H55V8H54ZM102 6V7H101ZM141 6L144 8V9H142L141 8ZM145 6V7H144ZM146 6H148L147 8H146ZM192 6H194V7H192ZM43 7V8H42ZM44 7H45V9H44ZM68 7V6H67ZM138 7H140V9L138 8ZM174 8V9H172V8ZM176 7V8H175ZM186 7V8H185ZM194 8V10H195V13L193 12V11H191V9H189V8ZM222 7H224V8H222ZM151 10V12H149L150 10ZM160 8V9H159ZM183 8V12H182V10H180V9H182ZM36 9V10H35ZM50 9V8H49ZM148 9V10H147ZM158 9V10H157ZM169 9H172L173 10V12L171 11V10H169ZM196 9H197V11H196ZM222 9H224V10H222ZM227 9V10H226ZM35 10V11H34ZM44 10V11H43ZM45 10H47V12H48V14H46L45 12ZM93 10V11H92ZM184 10H186V11H184ZM222 10V11H221ZM229 10V11H228ZM29 11H28V14H29ZM38 11V12H37ZM40 11H42V12H40ZM55 11V12H54ZM67 10L65 9V11L63 10V13L64 12H66ZM99 11V12H98ZM153 11V12H152ZM160 13H159V12ZM170 11V12H169ZM180 11H181V13H180ZM189 11V13H187ZM199 11V12H198ZM219 11H220V13L222 14L221 15V19H220V13H219ZM227 12V13H225L224 14V12ZM32 12H34L35 14H33ZM49 12H50V14L52 13V15H51V18H50V16L49 17H45V15L47 16V15H50L49 14ZM54 12V13H53ZM95 12H97V13H99V14H97L96 15V13ZM157 12V13H156ZM166 12V13H165ZM193 12V13H192ZM205 13L206 14V18H207V16H208V18H209V20H208V18H207V24H206V20H205V28L204 29H201L202 31L203 30H206V31H204V33L202 34V31H200L199 29H200V26H199V24L201 23V17H199V16H201L203 13ZM38 13V14H37ZM39 13H40V15H39ZM42 13H43V16H41L42 15ZM45 13V14H44ZM55 13H57V14H55ZM152 13V14H151ZM171 14L170 16L168 15V14ZM186 13V14H185ZM196 13H197V15H196ZM4 14V13H0V20L1 19H3V20H1L3 23H5L7 20L4 18V17H6V18H9V17H7V16H5L4 15V17H2V15ZM27 14V15H28ZM33 14V15H32ZM53 14H55V17L57 16L60 20H58V18L56 19V18H54V15ZM146 14V15H145ZM161 14V15H160ZM164 14H166V15H168V17L166 18V15H163ZM173 14V15H172ZM187 14H188V16H187ZM201 14V15H200ZM210 14V15H209ZM214 14V15H213ZM35 15H36V17H35ZM84 15H85V17H84ZM87 15H89L88 17H87ZM92 17H91V16ZM151 15H155V16H151ZM159 15H160V17H159ZM180 15H181V17H180ZM184 17H183V16ZM190 15V16H189ZM195 15V16H194ZM225 16L226 18V20L224 19V17L222 18V16ZM33 16V17H32ZM94 16V17H93ZM96 16V17H95ZM101 16H102V18H101ZM151 16V17H150ZM175 16H176V18H175ZM39 17V18H38ZM43 17V18H42ZM87 17V18H86ZM110 17V18H111ZM115 17H116V20L119 22H117L116 20H115ZM141 17V18H140ZM148 17V18H147ZM164 17V18H163ZM171 17V18H170ZM186 17V18H185ZM190 17V18H189ZM198 17V18H197ZM34 18V19H33ZM47 19V21L46 20H43V19ZM49 18L51 19V21L49 20ZM90 18H92V22H90L89 21V19ZM165 18H166V20H168V22L165 20ZM170 20H169V19ZM205 18V19H206ZM210 18H211V20H210ZM4 19L6 20V21H4ZM57 20V21H59V22H61V24H59L57 21V24H56V22H55V20ZM84 19L86 20V21H84ZM96 19H97V21H96ZM98 19H100V20H98ZM126 19V20H125ZM140 19V20H139ZM159 20V21H157V20ZM166 21V23H163V22H165L164 20ZM181 19H183V20H181ZM186 19H187V21H186ZM223 19H224V21H225V25H224V30H222V34H219L220 32H218L219 31V26H220V23H221V21H223ZM35 20V21H34ZM53 20V21H52ZM79 20V21H78ZM82 20V22H80ZM87 20L89 21L88 23H89V27H88V25H86V24H88V23H86L87 22ZM115 20V21H114ZM125 20V21H124ZM196 20V21H195ZM198 20H200L199 22H198ZM221 20V21H220ZM262 20V21H261ZM30 21H32V22H30ZM51 23H50V22ZM63 21V22H62ZM123 21V22H122ZM140 21H142L141 22V24L143 23V22H145L146 23V25L145 26H142L141 27V25H140V27H141V30H140V28L138 27V25H139V23H140ZM150 21H151V23H150ZM154 23H153V22ZM163 21V22H162ZM170 21V22H169ZM176 21V22H175ZM210 21V24L208 23ZM53 22V23H52ZM125 22V23H124ZM149 22V23H148ZM156 22V23H155ZM30 23V24H29ZM37 23H40V24H42V25H40L39 24V28H38V24ZM48 25H51V24H55L54 26L52 25V26H48ZM62 23H63V25H62ZM86 23V24H85ZM94 23V24H93ZM105 23V24H104ZM122 23V24H121ZM170 25H169V24ZM181 25H180V24ZM191 23V24H190ZM193 23H196V24H194V26H191ZM34 24V25H33ZM58 24H59V26H58ZM85 24V25H84ZM98 24V25H97ZM118 24V25H117ZM119 24H121V27H119ZM124 24H125V26H124ZM148 24H150V26H154L153 28L152 27H150V26H148ZM153 24V25H152ZM156 24V25H155ZM159 24V25H158ZM161 24V25H160ZM167 24H168V26H167ZM183 24V25H182ZM217 24L219 25V26H217ZM231 26H230V25ZM1 25H4V24H2L1 23ZM29 25V26H28ZM31 25L33 26V27H31ZM37 25V26H36ZM92 25H94V26H92ZM101 25V26H100ZM135 25V26H136ZM184 25H185V27H184ZM197 27H196V26ZM201 25V24H200ZM264 25V24H263ZM47 26H48V28H47ZM55 26H58L59 27V29H60V32L58 31V33H57V30H53V29H50L49 27H51V28H54L55 29ZM77 26H78V28H77ZM92 26V27H91ZM102 26H104V27H102ZM127 26V27H126ZM164 26H166L165 28H164ZM178 26V27H177ZM189 28H188V27ZM199 26V27H198ZM207 26H209V28L207 27ZM212 26V27H211ZM216 26H217V28H216ZM252 26H253V28H252ZM40 27L42 28V30H43V33L45 34V37H46V30H47V38H45V37H43L44 36V34H43V36H42V32H41V29H40ZM84 27H85V30H84ZM87 27V28H86ZM90 27H91V29H90ZM95 27V28H94ZM118 27H119V29H118ZM129 27H131V28H129ZM145 27H149V28H145ZM161 27V29H159ZM168 27V28H167ZM183 27V28H182ZM213 27H215V28H213ZM229 27V28H228ZM235 27V28H234ZM29 28H31V29H29ZM35 28V29H34ZM37 28H38V30H37ZM45 29V32H44V29ZM47 28V29H46ZM105 28H106V30H105ZM142 28H143V30H142ZM145 28V29H144ZM157 28V29H156ZM163 28V29H162ZM168 30H167V29ZM175 28V29H174ZM185 28H188L187 30H183V29H185ZM194 30H193V29ZM196 28V29H195ZM198 28V29H197ZM236 28H238V29H236ZM244 28V29H243ZM250 28V29H249ZM252 28V29H251ZM255 28V29H254ZM263 28H264V26H263ZM34 31H33V30ZM40 29V30H39ZM56 29H58L57 27H56ZM58 29V30H59ZM87 29H88V31H87ZM123 29H125V30H123ZM138 29V30H137ZM147 29V30H146ZM179 29V30H178ZM190 29H192V30H190ZM214 29H215V31H214ZM234 29H236V30H234ZM243 29V30H242ZM248 29V30H247ZM262 29V30H261ZM12 30V29H11ZM33 31V32H30V31ZM52 31V33H53V35L51 34V32H49L48 33V31ZM61 30H64V32H62ZM68 31V33L66 32V31ZM90 30V31H89ZM98 30V31H97ZM123 30V31H122ZM160 30H161V32H160ZM190 30V31H189ZM195 30H197V31H195ZM234 30V31H233ZM256 30H259V31H256ZM261 30V31H260ZM36 31V32H35ZM56 31V32H55ZM84 31V32H83ZM100 31V32H99ZM129 31V32H128ZM140 31V32H139ZM153 31V32H152ZM180 31V32H179ZM194 31V33L196 34V35H194V33H192V32ZM217 31V32H216ZM237 33H236V32ZM245 31V32H244ZM251 31V32H250ZM256 31V32H255ZM10 34H9V33ZM35 32V33H34ZM89 32V33H88ZM137 32V33H136ZM139 32V33H138ZM155 32V33H154ZM175 32V33H174ZM184 32V34H187L186 35V37L184 36V34H182ZM197 32V33H196ZM215 32V33H214ZM227 32V35L225 34ZM67 33V34H66ZM119 34V36H118V34ZM142 33V34H141ZM145 33H146V36L147 37H145ZM177 33V34H176ZM189 33V34H188ZM262 33V32H261ZM41 34V35H40ZM51 34V35H50ZM54 34L56 35V34H60L59 36H57V37H59L58 38V42L60 43H57V39H55V37L56 36H54ZM61 34H63V36L61 35ZM96 34H98L97 36H96ZM122 34V35H121ZM137 34H138V37L136 38V36H137ZM152 34H154V35H152ZM200 34V35H199ZM219 34V35H218ZM231 34V35H230ZM257 34V35H258ZM9 35V37H7L6 38V36H8ZM19 35V39H17L18 36ZM33 35V36H32ZM49 35H50V39H48V37H49ZM80 35V36H79ZM89 35H92L91 37L89 36ZM102 35H104L103 37H102ZM136 35V36H135ZM151 35V36H150ZM160 35H161V37H160ZM164 35H165V37H164ZM175 35V36H174ZM184 36L183 38L181 37V36ZM220 35H222V37L220 36ZM236 35V36H235ZM36 36V37H35ZM51 36H54L53 38L51 37ZM61 36V37H60ZM65 36V37H64ZM76 36V37H75ZM87 36V37H86ZM123 36V37H122ZM187 36H188V39H187ZM214 36V37H213ZM217 36V37H216ZM238 36V38H235V37H237ZM10 37H12L14 40H15V37H16V40L17 41H13V43L11 42L13 39H10ZM22 37V38H21ZM44 39H43V38ZM56 37V38H57ZM69 37H71L70 39H73V37H74V39L73 40H70L71 41V43L70 44H68V42H65V41H68V39H69ZM135 37V38H134ZM171 37V38H170ZM174 39H173V38ZM196 37V38H195ZM220 37V38H219ZM224 37V38H223ZM228 37V39H226ZM232 37V38H231ZM8 38H9V40H8ZM36 38V39H35ZM42 38V39H41ZM85 38V39H84ZM91 38H92V40H94V41H92L91 40ZM138 38H140V39H138ZM160 38H162V39H160ZM186 40H185V39ZM198 38V39H197ZM206 38V39H205ZM218 38V39H217ZM248 40H247V39ZM254 38V37H253ZM23 39H25V40H28V41H24ZM41 39V41L42 40H45V42H47L48 40H51L52 39V41H55L56 40V42H54L53 44H52V42L50 41H48V43H51V44H47V43H44V41H43V43H41V41H39ZM48 39V40H47ZM55 39V40H54ZM66 39V40H65ZM88 39V40H87ZM92 41H90V40ZM123 39V40H122ZM135 39V40H134ZM138 41H137V40ZM172 39V40H171ZM209 39H210V41H209ZM224 39H225V41H226V43H225V41H224ZM11 40V41H10ZM21 40V41H20ZM24 42H23V41ZM85 40V41H84ZM99 40V41H100ZM129 40V41H128ZM131 40V41H130ZM162 40V41H161ZM196 40H198V41H196ZM208 40V41H207ZM217 40H218V43H219V41H221V43H215V42H217ZM223 40V41H222ZM231 40V41H230ZM6 41H7V43H6ZM9 41H10V43H9ZM136 41H137V43H136ZM172 41V42H171ZM194 41V42H193ZM200 41V42H199ZM215 41V42H214ZM243 41H247L246 43L245 42H243ZM250 41V42H249ZM15 42H16V44L17 45H15ZM20 42V43H19ZM26 42V43H25ZM67 43L68 44V46L65 44V43ZM86 42V43H85ZM91 42V43H90ZM125 42V43H124ZM141 42V43H140ZM166 42V43H165ZM178 42V43H177ZM182 42H183V44H182ZM194 44H193V43ZM224 42V43H223ZM239 42H240V44H239ZM5 45H3V44ZM29 43V44H28ZM89 45H88V44ZM188 43H190V44H188ZM212 43H214V44H212ZM223 43V44H222ZM230 43L232 44V45H230ZM244 43V44H243ZM6 44H8L7 46H6ZM19 44V45H18ZM21 44H22V47H27L28 49H29V51H28V49H26V53H24L25 51H23V53L24 54H22V52H20L21 51V49H22V47H21ZM27 44V45H26ZM32 44V45H31ZM40 44V45H39ZM41 44H43L42 46H41ZM48 46H47V45ZM55 44V45H54ZM57 44L59 45V46H57ZM98 44V43H97ZM100 44V43H99ZM135 44V45H134ZM177 44V45H176ZM196 44V45H195ZM201 44V45H200ZM211 44V45H210ZM216 44V45H215ZM235 44H236V46H235ZM24 45V46H23ZM28 45H31V46H28ZM44 45H46V46H44ZM63 45V47H64V45H65V47L67 48L66 50H65V48H60V46H62ZM86 45V46H85ZM101 45V44H100ZM100 45H96V48H98L97 46H100ZM133 45V46H132ZM169 45V46H168ZM180 45V46H179ZM190 45V46H189ZM223 45H225V46H223ZM241 45V46H240ZM8 46H9V48H8ZM17 47V49H19V46H20V50H19V55H21V56H19V57H17L18 56V50H15V47ZM37 46V47H36ZM46 48V47H49V48H44V47ZM164 46V47H163ZM207 46V47H206ZM211 46H219L220 47V49H218V47L214 50V47H211ZM236 48H235V47ZM251 46V47H250ZM2 47V48H1ZM5 47L7 48V50L5 49ZM10 47H12L11 49H10ZM30 47H34L33 49L32 48H30ZM38 47H40V48H38ZM56 47H58L57 49H55ZM90 47V48H89ZM134 47V48H135ZM140 48V50L142 49V51H140L139 50V48ZM168 47V48H167ZM170 47V48H169ZM182 47V48H181ZM198 47V48H197ZM223 48V50H222V48ZM241 47H243V48H241ZM36 48V49H35ZM59 48L61 49V50H59ZM102 48V47H101ZM133 48V49H134ZM184 48H185V50H188V53L190 54V52H191V54H190V57H189V54H187V55H185V54H182V53H184ZM194 48H197L198 50H194L193 51V49ZM201 48V49H200ZM204 48V49H203ZM206 48V49H205ZM212 50H211V49ZM239 48V49H238ZM251 48V49H250ZM43 49H44V51H43ZM151 49V50H150ZM167 49V50H166ZM170 49V50H169ZM179 49H181V51L179 50ZM183 49V50H182ZM225 49H227V50H225ZM244 49V50H243ZM4 50H6V51H4ZM9 50H10V52H9ZM24 50H25V48H24ZM30 50H32V52L30 51ZM34 50V51H33ZM45 50L47 51V55H45ZM62 50H65V54H64V52H61V53H63V56H60L59 54H57L58 52H60V51H62ZM144 50V51H143ZM148 50H149V52H148ZM154 50H155V53H154ZM170 52H172V53H170L169 54V51ZM203 50V51H202ZM216 50H218V52L216 51ZM235 50H237V52L235 51ZM240 50V51H239ZM12 51H14V52H17L16 54L14 53V52H12ZM51 51V52H50ZM56 51V52H55ZM134 51H135V49H134ZM142 52V54L140 53V52ZM221 51V52H220ZM251 51V52H250ZM3 52V53H2ZM30 52L31 53H33V54H30ZM67 52V53H66ZM148 52V54H146ZM182 52V53H181ZM195 52V53H194ZM213 52H215L214 53V55H213ZM218 54H217V53ZM225 52V53H224ZM240 52V54L242 53L243 54V66H241V67H239V66H237L236 65V62L234 61L235 59H236V57H235V54H234V56H233V53H239ZM7 53V56L5 55ZM34 53H36V54H34ZM38 53V54H37ZM54 53H56V54H54ZM154 53V56L152 57L151 56V54H153ZM166 53V54H165ZM175 53V54H174ZM182 54V56H180L181 54ZM203 53V54H202ZM205 53H207V54H205ZM211 53V54H210ZM222 53V54H221ZM8 54H14L13 55V59H12V57H10V58H8L9 56H12V55H9L8 56ZM32 56V58H31V56ZM40 54H41V56H40ZM43 54V55H42ZM67 54V55H66ZM142 56H141V55ZM171 54H173V56H171ZM178 54V55H177ZM220 54V55H219ZM3 55H5V56H3ZM23 55V56H22ZM25 55V56H24ZM45 55V57L43 58L42 56H44ZM55 56V58H52V59H50L51 58V56ZM62 55V54H61ZM69 58H67L66 56ZM159 55V56H158ZM162 55H163V57H162ZM167 55H168V58H167ZM176 55V56H175ZM26 56H27V58L30 56V58H28V59H26ZM58 56H60V57H63V60H62V58L61 59H59L60 57H58ZM64 56H65V58L67 59V61H66V59L64 60ZM149 56V57H148ZM175 56V57H174ZM186 56V57H185ZM206 56V57H205ZM209 56V57H208ZM246 56V57H245ZM7 57V59L4 61L3 60V58H6ZM15 57H16V59H18V61L17 60H14L15 59ZM21 57H23V58H25L24 60H20V58ZM39 57V58H38ZM189 57V58H188ZM250 57H257L256 58V60H252V59H250ZM22 58V59H23ZM38 58V59H37ZM42 58V60H43V62H41L42 60H40ZM48 60H47V59ZM148 58V59H147ZM149 58H153L154 60H155V62H154V60H151V59H149ZM185 58V59H184ZM187 58L189 59V60H187ZM229 58V59H228ZM231 58V59H230ZM245 58V59H244ZM247 58V59H246ZM13 61H12V60ZM44 59H45V61H44ZM55 59H57V60H54ZM60 61H59V60ZM133 59V60H132ZM249 59V60H248ZM7 60H11V64H9L10 63V61H7ZM31 60V62L32 63H35V61H32ZM40 60V62L38 63L37 61H39ZM46 60L47 61H51V63H50V61H49V63L50 64H46ZM157 60V61H156ZM162 60L164 61V62H162ZM176 60H177V63H176ZM179 60V61H178ZM203 60V61H202ZM246 60V62H244ZM248 60V61H247ZM250 60H251V62H252V64L254 65H250ZM4 61V62H3ZM15 61V62H14ZM20 61V62H19ZM24 61V62H23ZM67 62V64H69V65H67L66 64V62ZM74 61V62H73ZM134 61H135V63H134ZM175 61V62H174ZM224 63H223V62ZM232 63V65H231V63ZM254 61V62H253ZM258 63H257V62ZM8 62V63H7ZM18 63V65H17V63ZM24 63V65L22 64V63ZM45 62V63H44ZM154 62V63H153ZM168 64H167V63ZM13 63H14V66H13ZM19 63L20 64H22V65H19ZM35 63V64H36ZM134 63V64H133ZM137 63V64H136ZM156 63V64H155ZM179 63H182V64H179ZM190 63V64H189ZM16 64V65H15ZM36 64V65H37ZM56 64H57V62H56ZM55 64V65H56ZM150 64H151V67H150ZM164 64H166V65H168V66H165V69L167 70V69H169V70H167V72H166V70L164 69ZM179 64V65H178ZM229 64V65H228ZM248 64V65H247ZM13 66V68H12V66ZM157 65H159L158 67H156ZM189 65H191V66H189ZM224 67H222V66ZM225 65L228 67H225ZM5 66L7 67V68H5ZM9 66V67H8ZM20 66H22V68H20ZM67 66H69L68 67V69H67ZM178 66H181V67H178ZM187 66H188V68H187ZM235 66V67H234ZM256 66V67H255ZM258 66V67H257ZM30 67H32V65L30 66ZM150 67V68H149ZM243 67V70H241V68ZM252 67V68H251ZM5 68V69H4ZM10 68V69H9ZM24 68H25V66H24ZM53 68H55V66L53 67ZM171 68V69H170ZM174 70H173V69ZM187 70H186V69ZM234 68V69H233ZM237 68V69H236ZM28 69V71L29 70H31L30 68H25V70H27ZM219 69H221L220 70V72H219ZM222 69H223V71H225L226 69V71L225 72H223L222 73ZM229 69V70H228ZM240 69V70H239ZM247 69V70H246ZM250 69H251V71H253V72H251L250 71ZM172 70H173V72H174V74H173V72H172ZM182 70V71H181ZM193 70V71H192ZM201 70V71H200ZM16 71V72H15ZM14 72L13 71H8V72H13V73H15V74H18L19 75V73L21 74L22 73V71H23V73H25L26 71H24V69L20 72V70H15ZM19 71V72H18ZM160 71L162 72V73H160ZM179 71V72H178ZM189 71V72H188ZM241 71V72H240ZM243 71V72H242ZM249 71V72H248ZM181 72H182V74H181ZM188 72V73H187ZM229 72V73H228ZM166 74V75H163V74ZM218 73V74H217ZM219 73H222V74H225L226 75V77H225V75L222 77V78H219V76L218 75H220ZM241 73V74H240ZM247 73V74H246ZM159 74H162L161 76L159 75ZM173 74V75H172ZM176 74V75H175ZM191 74V75H190ZM228 74H230V75H228ZM240 74V75H239ZM78 75V76H77ZM182 75H184V77L182 76ZM204 75H206V77L204 76ZM73 76H74V78H76L75 80H74V78H73ZM195 76H196V78H195ZM212 76V77H211ZM214 76V77H213ZM218 76V77H217ZM79 77V78H78ZM157 77V78H158ZM161 77V78H160ZM163 77V78H162ZM169 77H171L170 79H169ZM218 78V80H217V78ZM173 78V79H172ZM181 78V79H180ZM187 78V79H186ZM199 78V79H198ZM203 78V79H202ZM211 78H215L214 80H216L217 81V83H216V81H214L213 79H211ZM224 78V79H223ZM77 79H79L78 81H77ZM127 79V80H126ZM176 79V80H175ZM184 81H183V80ZM200 79H202V80H200ZM187 80V81H186ZM198 80V81H197ZM247 80V81H246ZM75 81V82H74ZM115 81H117V82H115ZM240 81V82H239ZM245 81V82H244ZM249 81V82H248ZM64 82V81H63ZM72 82V83H71ZM89 82V83H88ZM91 82V83H90ZM94 82V83H93ZM113 82V83H112ZM221 82V84H219ZM243 82V83H242ZM76 83V84H75ZM86 85H85V84ZM88 83V84H87ZM99 83V84H98ZM105 83H107V81L105 82ZM215 83V84H214ZM65 84V82L63 83V85ZM75 84V86L77 87H74L73 85ZM84 84V85H83ZM92 86H95V84H97L94 88H92L91 89V85ZM118 84V85H117ZM121 84V85H120ZM66 85V84H65ZM64 85V87H65V89H66V86ZM117 85V86H116ZM127 85V86H126ZM108 86V88L109 87H112V88H115V89H117V88H119L118 90H119V92H120V90H122L123 92H118V90H115L114 89V91H113V89L112 88H109L110 90H111V92H110V90H107V88H104V87H107ZM116 86V87H115ZM122 86V87H121ZM68 87V86H67ZM79 87V88H78ZM97 87V88H96ZM100 87H101V90H100ZM133 87V88H132ZM178 87H179V89H178ZM121 88H123V89H121ZM129 90H128V89ZM171 88V89H170ZM178 90H177V89ZM256 88L258 89V90H256ZM76 89V90H75ZM80 89V90H79ZM95 89V90H94ZM124 89H126L125 91L126 92H128V93H126L125 94V96H127V94H128V100L130 99V101H128L126 98L127 97H125L124 96ZM135 89H137V90H139V91H137V90H135ZM216 89V90H215ZM69 90V89H68ZM79 90V91H78ZM93 90V92H91ZM98 90H100V91H98ZM128 90V91H127ZM168 90V91H167ZM82 91V92H81ZM97 91V92H96ZM130 91H132L133 92V94L132 93H130ZM135 91V92H134ZM136 91H137V93H136ZM180 91V92H179ZM199 91H201V90H199ZM258 91V92H257ZM78 92H80V94L78 93ZM117 93V98H116V100L114 99V97H116L114 94H112V93ZM143 91L141 90V93H142ZM210 92V93H209ZM211 92L214 94H211ZM238 92V93H237ZM93 93V94H92ZM97 93V94H96ZM201 93V92H200ZM215 93H216V96H215ZM67 94H68V92H67ZM94 94H95V96H94ZM123 94V95H122ZM132 96H131V95ZM203 94V92L201 93V95ZM213 95L212 96V98H211V96L210 95ZM112 95V96H111ZM209 97H208V96ZM244 95V96H243ZM75 96V97H76ZM82 96V97H81ZM136 96V97H137ZM203 96V95H202ZM205 96V95H204ZM215 96V98H213ZM69 97H70V94H69ZM131 97V98H130ZM244 97V98H243ZM86 98H88V99H86ZM91 98H92V100H91ZM107 100H106V99ZM147 98H148V96H147ZM168 98V99H167ZM84 99V100H83ZM103 99H105V100H103ZM112 99H114V101L112 100ZM119 99V100H118ZM135 101H134V100ZM232 99V98H231ZM70 100H71V98H70ZM87 100H89V101H92L93 103L94 102H97V100H101V101H98L97 103H96V105L94 106V104L92 103V102H90L89 103V101L87 102ZM94 100V101H93ZM110 100V101H109ZM234 100V99H233ZM84 101V102H83ZM121 101H122V103H121ZM132 101H134L133 103H135V104H133L132 103ZM174 101V102H173ZM72 102H74L73 101V99L70 101V103H71V105L72 104H74V103H72ZM85 102H86V104H85ZM99 102H101L100 104L101 105H103L104 107L107 105L108 106V104H109V106L107 107H103V106H101L100 104H99ZM108 102V103H107ZM115 102V103H114ZM117 102H118V104H117ZM128 102V103H127ZM132 103L131 105H130V103ZM166 102V103H165ZM83 103H84V105H83ZM92 103V104H91ZM113 103V104H112ZM89 104V106H91L90 108H89V106H88V108H89V110H87L88 108H87V105ZM104 104H106V105H104ZM111 104V105H110ZM114 104H116V105H119L120 107H121V105L120 104H123L122 106H131V107H127V108H123V107H121L120 109H118V107H116V105H114ZM126 104V105H125ZM128 104V105H127ZM71 105H69V107H73V105L71 106ZM86 105V107L85 108H87L86 109V111L84 112V107H82V106H85ZM98 105V107H96ZM115 107H114V106ZM132 105H133V107H135L136 106V108H139L140 109V111H139V109H138V111L136 110V108L134 109V110H132ZM135 105V106H134ZM160 107H159V106ZM164 105H166L165 107H164ZM100 106V107H99ZM112 106V107H111ZM146 106H147V108H146ZM149 106V107H148ZM84 108L83 110H82V108ZM93 107V108H92ZM102 107V108H101ZM1 108V107H0ZM70 108V109H71ZM76 108V109H75ZM79 108H81L80 110H79ZM99 108V109H98ZM107 108H109V109H107ZM114 108L116 109V112L114 111ZM123 108V110L122 111H120V112H118V110H121ZM141 108L142 109H144L145 111H141ZM147 110H149V111H146V109ZM201 108V107H200ZM96 109H98V110H100V114H98L99 112H97L98 110H96ZM102 109V110H101ZM129 109L131 110L130 111V113H129ZM151 109V110H150ZM1 110V109H0ZM79 110V111H78ZM96 110V111H95ZM106 111V110H108L107 112H104V111ZM127 110H128V113H127ZM176 110V111H175ZM91 111H92V113H94V114H92L91 113ZM101 111H103V113L101 112ZM109 111H111V112H109ZM114 111V112H113ZM125 111V112H124ZM153 111V112H152ZM238 111V110H237ZM75 112L77 113L76 114V116H75ZM82 112H84V113H82ZM86 112L88 113V114H86ZM108 112H109V114H108ZM135 112H137V116L135 115ZM141 113L143 116H145V117H147L146 119L144 118V117H142V115H138L139 113ZM144 112V113H143ZM146 112H149V113H146ZM164 112H166V115H163V117H162V114L164 113ZM70 113H71V115H70ZM78 113H80L79 115H78ZM81 113H82V115H81ZM103 114V116H102V114ZM105 113H107L108 114V116H107V114L105 115ZM113 113V114H112ZM123 113V114H122ZM160 113V114H159ZM4 114L5 115H9V114H7V113H5L4 112ZM3 114V115H4ZM98 114V115H97ZM117 114V115H116ZM119 114L121 115V116H119ZM144 114H147V115H144ZM152 114H153V118L151 117L152 116ZM159 114V115H158ZM165 114V113H164ZM81 115V116H80ZM89 117H88V116ZM92 115V116H91ZM104 115H105V117H104ZM111 115H113V116H111ZM116 115V116H115ZM131 115V116H130ZM135 115V116H134ZM156 115H158L159 116V118H158V116H156ZM177 115H178V117H177ZM79 116H80V118H79ZM100 116L101 117H104V118H101L100 119ZM123 116V117H122ZM148 116H150V118L148 117ZM156 116V117H155ZM166 116V117H165ZM92 117H97L96 119H94V118H92ZM98 117H99V119H98ZM107 117H108V121L109 122H111V123H113V121L114 122H116V123H118L119 124V121L121 122V120L123 121V119H125L124 121H125V124L123 125V123H120L121 124V126L122 127H119L118 126V124H117V126H115L114 127V129H112V130H114V131H112V130H110L111 129V127L112 126H114L116 123H113L114 125H112L111 124V127H110V123L109 122H106L107 121ZM112 117V118H111ZM113 117H118V120H116L115 118H113ZM119 117H120V120H119ZM137 117V118H136ZM141 117V118H140ZM28 118V117H27ZM27 118H25L24 120V123L26 124H28V122H33V119L34 118H31V119H27ZM110 118V119H109ZM123 118V119H122ZM130 118V120H128ZM137 119V121H136V119ZM91 119H93V120H91ZM104 119V120H103ZM114 119V120H113ZM142 119V120H141ZM31 120V121H30ZM100 120H101V122H103L102 123V127H101V122H100ZM103 120V121H102ZM106 120V121H105ZM131 120H135L133 123L135 124H133L132 122H131ZM140 120L141 121H143V122H140ZM147 120V121H146ZM160 120V121H159ZM77 121V122H76ZM95 121H97L96 123H95ZM149 121V122H148ZM220 121H221V123H220ZM224 120H222V119H220L219 121H217V124H218V127L220 128V130L222 131L223 130V127H224V122H223ZM228 121V120H227ZM230 121V120H229ZM131 122V123H130ZM137 122V123H136ZM138 122H140V123H138ZM222 122H223V125H222ZM23 123V124H24ZM72 123H70L69 122V126L72 124ZM92 123V125H90V124ZM94 123L99 127L100 126V128H102V130H104L103 128L105 127H103V125H106L107 123H108V125H106L107 127H105V130L108 128V130H104L106 133H104V131H102L100 128V132H99V130L96 128L97 126L96 125H94ZM104 123H106V124H104ZM129 125H127V124ZM154 123V124H153ZM230 123H232V122H230ZM119 124V125H120ZM140 124V125H139ZM145 124H147V127H148V129H146V131H144V133H143V131H142V129L144 130L145 128H147L146 127V125ZM160 124V125H159ZM178 124V125H177ZM73 125V124H72ZM74 125H73V127H74ZM139 125V126H138ZM145 125V126H144ZM151 125H152V127H151ZM221 125H222V127H221ZM124 126H126V127H124ZM133 126V127H132ZM141 126V127H140ZM145 128H144V127ZM192 126H194V122H192ZM76 127V126H75ZM118 129H117V128ZM123 127H124V132H123V130L122 131H120L119 130V128H121V129H123ZM136 127V128H135ZM154 127V128H153ZM156 127V128H155ZM110 128V129H109ZM128 128V129H127ZM179 128V129H178ZM70 129H72V126L71 127H69V130L68 131H71ZM94 129V128H93ZM116 129L118 130V131H116ZM125 129H127L126 131H125ZM138 129V130H137ZM179 130H180V132H179ZM9 131V130H8ZM68 131H67V133H68ZM127 131H128V133L130 132V133H132V132H134V133H132L133 135H131V134H129L128 135V133H127ZM136 131V132H135ZM140 131H142L141 133H143V138H145V140H143L142 139V141H145V142H142L140 139L142 138V136H141V138L140 139H138L137 137V135H136V133H138V132H140ZM165 131V132H164ZM171 131V132H170ZM99 132V133H98ZM111 132H113V133H111ZM117 132V133H116ZM125 132H126V135H125ZM159 132H161V133H159ZM70 133V132H69ZM69 133H68V135H69ZM112 135H111V134ZM158 133V134H157ZM244 133H245V131H244ZM259 133H261V134H264V127H262L260 130H259ZM137 136H135V135ZM140 134V133H139ZM138 134V135H139ZM146 134V136H144ZM163 134V135H162ZM183 134V133H182ZM181 134V135H182ZM67 135V134H66ZM103 135H99L100 137L99 138H101V136H102V138H104V136ZM128 135V136H127ZM141 135V134H140ZM246 135V134H245ZM110 136H109V138H110ZM122 136V137H121ZM131 136H135L136 137V140L138 139L139 140V143L140 144H142V143H145V144H142V146L141 145H139V143H138V141H136L135 140V138H133V137H131ZM164 136V137H163ZM200 136V137H199ZM108 136H106L105 138L106 139H108L107 138ZM115 137V139L113 138V139H111L110 141H112L114 144H112V143H110V141L108 142V140L107 141H104V140H106V139H103L102 140V138H101V140H102V143H103V146H105V148H108L107 150H110L111 152L113 151V147H116L118 144H119V142L121 141V142H123V140H120V138L119 137H117L116 138ZM130 138V139H128L127 140V138ZM160 137H162V138H164V139H162V138H160ZM183 137V138H182ZM64 138H65V140H64ZM64 138H62L61 140L63 141H61V140H59L58 142H55L54 143V145L53 146H51V148L53 149H49L50 151H48L45 155L47 156V154L49 155L48 157H54V156H56L55 154H58L59 155V153H61V152H54L55 150H57L58 149V151H59V149H60V145H63L64 144V146L62 147L61 146V148L62 149H64V147L66 146V144L65 143H67L66 141H67V137L66 136H64ZM132 138H133V140H132ZM181 138V139H180ZM198 138V139H197ZM247 138V137H246ZM117 139V140H116ZM114 140V141H113ZM198 140V141H197ZM259 140H260V150H259V153H258V155H257V158L259 159V157L261 156V151H262V146H263V140H262V137H259ZM116 141H117V144L115 145V143H116ZM136 141V143H134V142ZM148 141V142H147ZM160 141V142H159ZM101 142V141H100ZM104 142H106V143H104ZM108 142V143H107ZM120 142V143H121ZM124 142L123 143H121L122 145L124 144ZM160 144H159V143ZM190 143V144H188V143ZM248 142V141H247ZM63 143V144H62ZM101 143V144H102ZM131 143V144H132ZM138 143V148H136V144ZM157 144L158 146H156L155 144ZM57 144V145H56ZM105 144H112V145H114V146H112V147H109V146H111V145H105ZM124 144V145H125ZM126 144V145H127ZM130 144V145H131ZM151 144H150V146H151ZM59 145V146H58ZM123 145V146H124ZM126 145L123 147H120V148H114L115 149V151L117 152V154L116 155H118L119 156V154L120 153H118V151L119 152H122V150L121 149H125V147H126ZM192 145V146H191ZM54 146H55V149H54ZM108 146V147H107ZM118 146H121V145H118ZM127 146H129V145H127ZM146 146V145H145ZM248 146H249V144H248ZM58 147V148H57ZM133 147H130V148H133ZM90 148H91V146H90ZM130 148H128L127 147V149H125L126 151H130V154L132 153L131 152V149ZM143 148V147H142ZM145 148V147H144ZM67 149V147H65V151H67L66 150ZM112 149V150H111ZM119 149V150H118ZM133 149V150H134ZM139 151H138V150ZM146 149V148H145ZM199 149V150H198ZM68 150H70V149H68ZM73 151H75L74 149H72ZM123 151L124 153H126V154H129V152L127 153L126 151ZM142 150V155L145 153L144 152V149H141ZM147 150V149H146ZM145 150V151H146ZM149 150H147V151H149ZM179 150V149H178ZM202 150H203V152H202ZM60 151H63V152H65L64 150H60ZM115 151H113V153L115 152ZM146 151V153H149V152H147ZM192 151V152H193ZM198 151H199V153H198ZM115 152V153H116ZM196 152V153H195ZM71 153H73V152H70V154L69 155H71ZM75 153H78V152H75ZM96 153V154H95ZM134 153H132V154H134ZM140 153V154H141ZM145 153V154H146ZM177 153H179V154H177ZM123 154V153H122ZM122 154H120V156L121 157H117L118 159L120 158V159H125V158H122L125 154H123V156H122ZM140 154H138V153H136V154H134V156H133V159H135V160H133L132 158H131V161L129 160V162H132V160L133 161H135V162H139V161H143V163H147V161L148 162H151V161H154V160H156V157H154V158H152V160H150L151 158H149V155L148 154H146V156H145V154H144V158H143V156H142V160L139 158V156H140ZM176 154V155H175ZM95 158H98L99 159V157H100V155H101V152H94L93 154H92ZM96 155V156H95ZM113 155V154H112ZM137 155H139V156H137ZM150 155V156H151ZM196 155H199V156H197L196 157ZM127 155H125L124 157H126ZM130 157H132L131 155H129ZM129 156H127V160L129 159ZM147 156H148V158H147ZM173 156V157H172ZM171 157L174 159V161H173V159L171 158L170 159V157H168V155H166V157L164 158L165 160H164V162L165 161H167L166 159L167 158H169L170 159V161H172V163H178V164H175V167L177 166L178 167V165H179V163H180V161L182 160V159H184L183 157H182V155H181V152H179V151H176L173 155H172ZM177 156V157H176ZM180 156V157H179ZM201 156V157H200ZM138 157L140 160H138V159H136V158ZM145 157L147 158V161L145 162ZM178 157H179V159H178ZM198 157H200V158H198ZM175 158H177L178 160H180V158H182L179 162H177L176 161V159ZM199 160H198V159ZM204 158V157H203ZM125 159V160H126ZM144 159V160H143ZM169 159H168V161L166 162V164L169 162V163H171L170 161H169ZM212 158H210V159H205L204 158V162H202V163H205V166H207V167H205L206 169H208V167H209V169H208V171L209 170H212V168L214 169V165H213V163H215V162H213V160H211ZM137 160V161H136ZM161 160L163 161V158H161ZM196 160H197V162H196ZM162 161H159V162H161V163H163ZM182 161H184V162H181L180 163V165H179V167H185L184 166V164H182V163H186L185 162V160H182ZM200 161H199V163H198V165H196V164H194V167H197V168H199L198 166H200L199 164H200ZM213 163H212V162ZM208 162V163H207ZM209 162L210 163H212L211 165L209 164ZM169 163H168V165H169ZM170 164V165H172V166H174V164ZM188 163V162H187ZM207 164V165H206ZM209 164V165H208ZM196 165V166H195ZM203 164H201V166H202ZM213 165V166H212ZM235 165H238V164H235ZM234 165V166H235ZM203 167H204V165H203ZM200 168H202V167H200ZM204 168V169H205ZM211 168V169H210ZM130 174H132L131 176H129ZM135 174V175H134ZM137 173H129L128 174V177H132V178H135L136 177V179H141L142 177H148V175L146 176V175H144V174H140V173H138L137 175H138V178H137V175H136ZM142 176V177H141ZM219 175H216L214 178H212L211 177V182H214V183H211L210 181H209V186H208V191H207V196H206V203H207V205H208V208L210 209V210H212V211H220V213H223V212H227V211H237V208H238V212H239V210L241 211L243 208H241L240 209V207H243V194H244V191H237L234 187H232V185H231V183H230V181L228 182V181H223V179H220L221 177L219 176ZM141 177V178H140ZM218 178V179H217ZM219 179H220V181H219ZM213 180V181H212ZM228 180V179H227ZM223 181V182H222ZM106 188V187H105ZM106 190H108V189H106ZM91 191V190H90ZM104 191H102L101 193H103ZM242 195V196H241ZM241 198V199H240ZM241 200V201H240ZM241 202V203H240ZM69 204V203H68ZM240 205V206H239ZM239 206V207H238ZM64 208H68L69 206H63ZM213 208V209H212ZM236 208V209H235ZM233 209V210H232ZM225 210V211H224ZM227 210V211H226ZM101 211V210H100ZM222 211V212H221ZM234 211V212H235ZM200 213V212H199ZM198 212H197V216L195 217V218H197V219H195L194 218V216L193 217H191V218H189L188 219V223L190 224V225H192L193 227H192V230H193V233H195L194 235L196 236V238H197V241H198V244H199V247L200 248H202V249H204V250H206L207 252H208V255H210V256H212V258L214 257V258H217L216 256H218V258H217V261L219 260V262H217V261H215V262H217L218 264H243V260L245 259V249H244V243L243 244H239V246L241 247V248H243V249H241V250H239V246H237V249H235V252H234V250L230 247L231 246V243H227V242H229L228 240H227V238H224V236L222 235V234H218L219 236H217L216 235V237L213 235V232H211V231H205L204 229H205V227H204V224H202V223H204V220H203V218H202V214H199ZM88 215H89V218H91V216H90V214H89V212H88ZM200 221V222H202V223H198V221ZM245 222H246V220H245ZM194 223V224H193ZM200 224V225H199ZM202 224V225H201ZM200 226H203L202 228L200 227ZM202 230V231H200V229ZM198 230V231H197ZM204 230V231H203ZM212 234H211V233ZM200 233H203L202 234V236H200ZM209 233V234H208ZM199 234V235H198ZM207 234V235H206ZM205 235V236H204ZM222 235V236H221ZM219 237H221V239L219 238ZM223 237V238H222ZM211 238V239H210ZM219 238V239H218ZM205 239H207V240H205ZM214 239V240H213ZM223 239V240H222ZM204 240V241H203ZM213 240V242H208V241H212ZM220 240V241H219ZM215 241V242H214ZM204 243V244H203ZM230 244V245H229ZM242 245H243V247H242ZM231 249V250H230ZM232 250H233V253H232ZM210 251V252H209ZM230 251H231V253H230ZM212 252V253H211ZM213 252H215L214 254H213ZM178 256H180V255H178ZM211 258V257H210ZM196 262H198L199 260L197 259V260H195ZM179 264V263H178ZM195 264H197V263H195ZM216 264V263H215Z\"/></svg>", "mask_w": 264, "mask_h": 264}, {"label": "water", "instance_id": "95a60500", "mask_svg": "<svg viewBox=\"0 0 264 264\" xmlns=\"http://www.w3.org/2000/svg\"><path fill=\"white\" fill-rule=\"evenodd\" d=\"M222 93L235 100L249 148L258 159V174H264V88L257 106L233 97L234 84L226 82ZM120 168L32 162L0 170V264H171L161 210L152 201L158 193L139 187L127 188L95 207L92 218H86L70 229L56 244L64 231L67 218L62 210L69 202L88 193L98 184H107ZM151 197L152 201L149 200ZM159 205L165 213L170 209L164 199ZM141 226L145 236L135 237L114 231L132 230ZM109 228V229H108ZM146 242L138 245L125 237ZM142 249V251H140ZM245 261L264 264V179L257 178L251 193L244 229Z\"/></svg>", "mask_w": 264, "mask_h": 264}, {"label": "flooded vegetation", "instance_id": "af4514ba", "mask_svg": "<svg viewBox=\"0 0 264 264\" xmlns=\"http://www.w3.org/2000/svg\"><path fill=\"white\" fill-rule=\"evenodd\" d=\"M132 224H135V223L132 222ZM135 225H136L137 228H138V231H137V232L132 231V230H123V229L120 230L121 228H119V231H114V232H112L110 235H108L107 237H108V238H109V237H120V236H114V235H116V234H119L120 232H121V233L129 234V235H131V236H135V237H142V236H145V232H144L143 228H142L141 226L137 225V224H135ZM108 229H109V228H108ZM122 237H125V236H122ZM125 240H126L127 242H131V243H133V244H138V245L146 244V245H147L146 242L135 241V240H133V239H131V238H128V237H125ZM140 251H142V249H141Z\"/></svg>", "mask_w": 264, "mask_h": 264}]
</instances>
